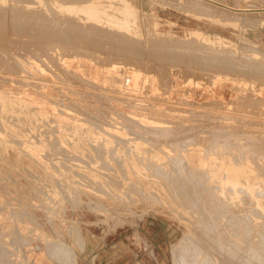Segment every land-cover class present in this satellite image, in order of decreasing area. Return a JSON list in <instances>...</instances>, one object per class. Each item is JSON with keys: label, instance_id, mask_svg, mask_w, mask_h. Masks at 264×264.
<instances>
[{"label": "rangeland", "instance_id": "obj_1", "mask_svg": "<svg viewBox=\"0 0 264 264\" xmlns=\"http://www.w3.org/2000/svg\"><path fill=\"white\" fill-rule=\"evenodd\" d=\"M0 1L2 2V3L0 2V9H3V10L5 9L4 12L3 10H0L2 11L1 12L2 14L0 13L1 14L0 20L3 21V22H0V24L3 23V27L5 24L6 28L7 27L10 28L11 26L13 29V30L8 29V28L4 29L5 27L2 28V25H0V34H1L0 37L2 36L7 39L10 37L8 39L10 41H8L5 38L2 39L3 41L0 40V42L2 41L0 44V47L2 46L0 48L1 49L0 58L2 59L4 57L3 59L7 61L9 60V63L11 62L12 64H16L18 66V68L17 66L15 68L14 65L7 63V61L5 60L0 63V67H1L0 68V105H3V106H0V110H1L0 115L1 114L4 115V116L2 115L0 116L1 117L0 124L3 125V126L0 125V128L3 129V131H0V138H1L0 139V224H1L0 225L1 227L0 228L1 229L0 230L1 232L0 241L2 240V238H3L2 241H4L5 237H7L5 241H7L8 244H9L10 239H11L10 243L14 240L13 242L14 244H12L13 246L10 247L11 244H9L8 246L11 250L14 247L13 248L14 252L12 251L14 255L12 256L10 255L11 258L9 257V260L13 258V262H15L16 257L19 255L20 257L23 256L26 259V256L32 251V248H33L36 251L42 250L45 252L44 253L46 257L44 261L45 264H61L60 262H63L62 264L64 263L65 264H174L176 262L175 255H177L180 252L178 248L180 247L183 248L184 246V248L186 249L183 248L184 249L183 251H186V252L184 253L183 251H181L184 254H182L181 252L180 254L182 255V257L187 258V259L184 258L185 260L189 261L187 262V264L188 263L189 264L190 263L191 264H197V263L202 264L204 263L205 258H206V261L208 259V261L210 262L209 264H212V263L213 264H218V263L228 264L233 261V259H230V258H233L231 254L232 251L230 249L235 251V249L237 248L239 251V249L242 247L241 248L242 250L240 249V251L245 252V255H247L246 254L248 253L247 251H250L252 249L251 244L253 243L252 236L255 235L254 232L258 234L257 236L255 235L256 237H254V240L256 241V243H258L257 248L259 249V245H262L260 243L264 241V236H263L264 226L262 227V225H264L263 224L264 223V200H263L264 197H262L264 194V170H262V168L264 169V165H263L264 160H262L264 159V144H263L264 143V120H262L264 119V105H263L264 104L263 103L264 101V97H263L264 96V78H263L264 73L263 72L264 71H262L263 74L261 73L263 77H261L260 75L261 71H259L261 70L260 68H262L264 64V45L256 44L252 41H249L246 38L245 29L249 27L251 24L248 20V16H251V14H248L247 11H241L239 13L237 12L235 13L234 10L228 7H230L229 5H231V3L232 2L234 3L235 1L236 3L233 7L237 9H239L240 7H247L250 9L264 8V0H115L116 3H111L114 0L113 1L110 0L111 1V2L109 1L110 4L108 3L107 0H104V1L94 0L96 2V6H98L99 9L102 10V11H99L97 14L102 19H104V21H109V22H112L113 24L115 23L117 27L111 26L110 24H108L109 26L107 27L106 25L107 23L103 22L102 24V22L98 23L97 21H95L97 23V26H96L95 22L92 20H91V26H90V23L86 22V19L88 21L90 20L87 17H85V20H84L83 18H81L82 15L78 13L77 14L78 16H80V18L78 16L76 17L77 15L76 13L75 15L70 14L71 16H69V13L68 12L66 13L64 10H61V13L62 11L64 12L61 15V13L59 12L60 10L57 8L60 7V3L61 4L64 2L67 3V0H60V2H58L59 1L58 0L57 5H54V3H56L55 2L56 0H48V2L47 0H44L48 4H50L49 2L52 1L51 4L48 6L46 3L43 4L44 1L42 0L41 1L39 0V3H38V0H29L31 2V3H28L31 6L30 9L34 8L32 9V12L33 10L36 11V13H34L35 14L34 17H32L33 13L31 14L29 13L31 11L28 8L29 5L25 4L26 0H22L24 3L22 1L21 3H19L20 1L16 0L18 1V3L16 2V5L18 4L17 8H16V5L14 4L15 0H0ZM29 1L27 0V2ZM72 1L73 3L71 4ZM72 1L71 2L68 1L67 5L68 4L73 5L75 3L76 6L75 5L74 6L76 8H79V7L80 8L82 7L84 9H86V7L88 8V6L84 3L85 0L84 1L83 0L82 1L72 0ZM94 1L91 2V0L90 1L87 0L85 2H87V4L90 3L89 6H91L95 4ZM124 1L127 3L126 6L128 7V9L131 11V13L134 16V19L131 20L129 23L122 21L125 19V13H126V11L123 9ZM32 2L33 4L34 2H36L39 5L42 3L41 5L45 6L46 8L48 7L49 11L50 9H53V7H55L57 11H55L56 12L55 15L50 14L54 12V10L53 11L51 10L52 12L50 11L49 13L48 8L44 10L43 6H41L43 10L41 9L40 6L38 9V6L35 7L34 5H32ZM76 3L79 4V7L77 6L78 4ZM20 5H23L21 7L28 8L29 10L25 9L24 11L22 8L23 13H21L22 11L19 10L21 8ZM51 5L52 7L50 8ZM126 6H124L125 9H127ZM13 9L15 10L13 11ZM16 9H18L19 11V13L17 11L18 14L16 13ZM35 9L38 10V13H37V10ZM84 9L79 10V12L84 13V14L92 13L91 10H84ZM122 10H124L125 12ZM26 12L28 13L27 15L28 18L27 19L25 18V21H23L24 20L23 17H25ZM41 12L43 15H41ZM47 12L53 17L56 16L54 20L53 18H50V17L45 18V16H47L46 15ZM57 13L60 15H56ZM12 15H14V17ZM21 15L23 16L22 20L20 19L21 17H19ZM30 15L31 17H29ZM15 16H17V18L20 20L19 22L21 25L25 24L26 28L24 27L25 28L24 30H27V31L21 33L22 29L19 27H22V26L20 24L18 26L19 22L15 21L14 23L13 20H10V19L15 20ZM57 16L61 24H59L58 20L56 19ZM64 16L66 20L64 19ZM4 17L6 18V21L4 20L5 19ZM68 17L69 19H67ZM17 18L16 20H18ZM72 18L73 20L74 19L76 20L73 21ZM79 19H83L82 21L83 25L82 24L77 25L81 22V20ZM68 20L70 21V23L71 22L73 23V24L69 23V25L71 26L68 25V22H69ZM21 21L23 22V24L21 23ZM26 21H27V24H26ZM61 21L62 22L64 21V22L62 23ZM65 21L68 27L66 25L64 26ZM76 21L79 23H76ZM200 21L207 22V24H209V27L206 29L202 28V30H200L199 28H196V25H198ZM29 23H31L32 25H30ZM14 24H16V26ZM94 24L96 26L95 32L91 31V28L94 27L93 26ZM76 25L80 27L77 28ZM98 25H100L101 27L100 26L98 27ZM72 26L74 27L76 26V28ZM110 26L112 27V29L109 30V28H111ZM13 27L14 28L16 27V28L14 29ZM37 27L40 28V31L38 33L39 36H37V33L34 32V31L38 32L39 29ZM84 27H86L87 29L86 28L85 30L82 29ZM105 27H106V30H104ZM29 28H31L32 30L34 29V30L32 31L30 29L28 31ZM88 28L90 29L88 30ZM17 29L19 30L21 29V30L19 31ZM114 29L115 30L120 29L118 31L119 33H121V35H119L117 31L116 36H112L113 34H115V32H112L111 30L115 31ZM2 30L3 31L6 30L5 31L6 33L10 32L9 36L8 37L5 36L6 34L5 32H4L5 34L1 33ZM10 30L12 31V33ZM14 30L16 31L14 32ZM42 30H46L47 32L42 31ZM100 30L103 33L100 34L101 32ZM109 31L111 32L110 36H109ZM13 32L16 34H14ZM33 32L35 34H33ZM123 33L125 34V36H123L124 35ZM18 34H20V36ZM21 34L24 38H22ZM107 34L109 37L107 36ZM117 34L120 37H122V39L124 37H126L127 39L126 38L123 39V42L120 43L119 41L120 40L122 41V39L120 38L119 40V36L117 38ZM31 36H34V37H31ZM114 38H117V39H114ZM167 38H171V39H169L168 41ZM165 40H167L166 43H165ZM13 41H16V42L13 43ZM18 41L21 42V44ZM22 42L27 44V46L25 45L26 46L25 49H24L25 46ZM161 42H163V44L165 43L164 46L161 44ZM169 42L170 43L173 42V43L170 44ZM192 42H195V43H192ZM160 44L163 46L162 49H161ZM178 44L179 46H177ZM3 45H4V48L5 46H7L6 48H8V46H13V48L16 46L18 50L14 48L15 49L14 51L12 47L8 48V50L10 48L13 49L12 51H10L11 49L9 51L6 49L4 50ZM120 46L123 47V48L121 47L122 50ZM116 47L119 49V51H117L118 49ZM179 47L182 49L180 50ZM157 48L158 50L160 49V51H157L156 50ZM114 49H116L117 52ZM176 49H178L180 53L178 52V50L176 51ZM224 49H228V51L227 50L224 51ZM2 51L3 52L5 51L4 53H6L7 51L6 57L8 56L9 52L14 57L11 56V54H9L8 57L10 58L7 59L4 56L5 54L2 53ZM152 51H154V53ZM205 51L207 53H205ZM16 52H18V54H14ZM22 52H24L23 55H27V56L30 55L29 58L27 56L25 57L23 56V58H20L22 57ZM214 52L215 54L216 52L217 54L222 52L224 53V56H226L228 52L232 53V55L231 54L227 55L228 58H230L229 60H231L229 61L227 58V61H229V63L228 62L227 63L230 64L231 62L236 67H233V65L231 64H230L231 66H229L228 64L226 65V63L224 62L226 58L223 56L222 53H221L222 54L221 56L224 58L223 65L225 64L226 66L224 65L225 66L224 67L222 65L221 59L223 58H221L219 54V57L217 58L220 59L219 60L220 62L218 61L215 62V64L217 63L218 66L213 67L215 66V64H213L214 62L212 59H214V61H216L215 59H217L215 58L216 57L215 55L213 56L214 58L211 57L213 55L212 53ZM155 53L157 54L158 57L155 56L156 55ZM207 54L210 55L209 59H211L210 60L211 62L206 64L205 60H208V59H204V60L202 59L207 58L208 56ZM176 55H178V57L180 58L178 59ZM17 56L19 57L15 58ZM203 56H206V57H203ZM231 56H234V57H231ZM174 57L177 58L178 61H176L177 59H175ZM232 58L233 59L235 58L234 60L236 61L235 63L232 62L233 61ZM257 59H260L261 61H263L262 62L263 64H261L260 60H258L260 62L259 63L260 65H259ZM21 61L23 62L29 61V63L23 64L22 62L23 65L21 66ZM250 62L254 64L252 65ZM211 63L213 66H211L209 70L212 71L211 68L212 67L213 69L215 68L214 71H212V73H210V71L207 68L209 65H211ZM218 63L219 64L221 63V64L219 65ZM236 63L238 66L243 64L242 69H244L243 68L244 66L245 68L247 67L248 69L249 67L247 65L251 64L252 66H250V69L253 71L249 69L248 72L246 73L247 69L246 70L239 69L241 66L237 67V65H235ZM255 64L259 66H256ZM261 65L262 67H260ZM219 66H222L223 69L222 67L218 68ZM227 66H229L232 71L234 69H235L234 71H236V69L237 70L239 69V71H236L239 74L236 72L234 73V71L230 72V70L229 71L226 70V68H228ZM20 67L21 69L23 68V70L25 69L26 72L25 70L23 72V70H21ZM252 67L254 68L256 67L259 69L254 70V68L252 69ZM218 69H219L220 74H218L219 73ZM220 69H222L221 71H223V73H221ZM263 69L264 67L262 68V70ZM19 70H20V73L17 72ZM28 71L30 72V74L28 73ZM215 72H218V73H215ZM231 73L236 74V76H234V74H231ZM243 73L245 75L249 73L251 77L253 75V78H250L249 74L246 78L245 75L242 76ZM31 74L33 76H31ZM132 74L133 75L137 74L139 76V77L137 76L138 80H136L137 81L136 85H135V81L132 80ZM213 74L215 77H213ZM256 74L258 77L256 76ZM239 75H240V78H238ZM19 77L20 78L22 77L23 79L22 78L20 79ZM82 78L85 80H83ZM245 78L246 80H244ZM248 78L251 80H249ZM260 78H262L263 81ZM2 79H4V81H2ZM245 81L247 82L246 85L244 83ZM260 81H261V84H259ZM239 82L241 84L243 82L244 84L242 85H245V86L238 85ZM249 82H250L249 87L251 88L257 82H258V85L255 84L253 89H250L248 88ZM251 83L253 84L252 86H251ZM133 84H134V87H133ZM236 84L238 86H236ZM8 86L11 87L12 89L8 88ZM240 86L242 87V89ZM31 87H33L34 89ZM240 90H243V92ZM235 92L238 94H236ZM244 92H245L244 96L240 95ZM248 92L249 93L251 92L250 94L253 96L251 95L249 96ZM237 95L240 97L243 96V98L247 97V100L249 99L248 97L253 98L254 96H255V99H257L258 98L257 96L259 95L260 99L258 98V100H261V101H256L253 98L254 100L249 99L251 101L248 100L249 101L248 102L246 100L245 102L244 99L242 98L240 99V97H237ZM235 98L236 99L238 98L240 101L237 99L239 101L238 102ZM231 99H232V102H231ZM215 100L216 101L219 100L217 101V104H215L216 102ZM234 100H236L237 102ZM241 100L245 102V104L249 103V105L248 106L244 105L245 106L244 107L243 102H241ZM208 101L209 103H211L212 101L214 104L211 103V106H207V105H210ZM229 101H230V104H229ZM251 102L252 103L258 102V106L261 105V107L263 108L262 109L260 107L255 108L257 103L251 104ZM259 102L260 103L262 102V103L259 105ZM217 105L218 107H216ZM252 105L253 106L255 105L253 107V110H252ZM238 106H241V107H238ZM29 109H31L33 112ZM102 109L104 110L102 111ZM205 109L209 110V114L206 113L208 112V110L206 111ZM210 110L215 111V112L218 111L219 113L218 112L215 113L211 111L212 114H210ZM256 110L258 111L260 110L259 111L260 113ZM192 111L194 112L192 113ZM221 111L223 112L224 115H222ZM185 113H187V115ZM206 114L210 115L212 118L210 116L208 117V115ZM213 114L215 118H213L212 116ZM215 114H217L218 115L217 117L218 118L220 117V119H217ZM248 115L249 116L251 115V116L249 117ZM13 116H16V118H14ZM252 116L254 117V119L256 118L255 119L256 121L254 120L256 124L258 122L260 124L262 122L263 123L261 125L259 123H258L259 125L254 124L255 122L253 123V120L250 121ZM228 117H230L231 119ZM223 118L226 119V121ZM27 120H28V123H27ZM43 120L45 124H48L46 125L47 127L45 126V124H43L44 123ZM249 121L251 123H249ZM246 122L249 124H247ZM31 125L33 128L31 127ZM52 126L53 127L55 126L56 130H54ZM155 126H158V127H155ZM153 127H155V129H153ZM147 128H151V129L148 130ZM162 128H164L165 130ZM39 129H41L43 132ZM160 129H162L163 132H161ZM44 130L45 132H47L46 134ZM27 131L29 132L27 133ZM30 133L33 135L32 138L30 137L31 135H29ZM246 134L247 136H245ZM14 135L15 137L18 136L21 140L24 139V141L23 142L20 141L19 143L18 137H16V140H15V137L12 140L13 137L11 136H14ZM24 135L27 138L29 137V139H27ZM53 135H56V137ZM136 135L138 136L136 137ZM209 136L214 139H210ZM8 137H11L10 138L11 140L8 139ZM34 138H38V139H34ZM50 138H53V139H50ZM180 138L182 140H180ZM55 139L56 140L58 139L57 141L59 142H57ZM33 141L37 143H34ZM250 141H253V142H250ZM175 142L177 144H175ZM51 143L54 145L56 144L55 147ZM104 143L105 145H103ZM180 143H183L184 145ZM226 143L228 147L226 146ZM232 143L234 146H232ZM205 144H206V147H205ZM221 145H222V148H221ZM216 146L219 148V150ZM257 146L259 147V149L257 148ZM109 147L111 148V150H109L110 149ZM211 147H214L215 150L213 148L211 149ZM230 149H232L233 151H231ZM227 151L230 152L231 154H229ZM111 152L113 154H110ZM219 152L220 154H218ZM215 153H217V155ZM233 153L235 155H233ZM251 154L253 155V157ZM137 156H139L141 160H139ZM232 156H234L233 157L234 160H231ZM235 156L239 158L237 159ZM258 156L260 158H257ZM84 157L86 158L84 159ZM78 158L79 160H77ZM146 159H149V160H146ZM230 160L232 163L234 162V165H235L234 167L238 166L237 170H241V174L238 176V178L234 182H231V186H229L230 182L222 179V178L228 179L230 174H231L230 176L231 178L235 176L236 170L234 169L231 170V168H226L228 164H230L228 163L230 162ZM236 160H238V162ZM58 161L59 163H57ZM63 161L65 165L67 166L63 165L64 164ZM102 162L104 163V166ZM222 162H226V163H223L224 167H222L223 165L221 166ZM159 164L160 166H158ZM155 165H157L158 167ZM177 165H180V166H177ZM63 166L65 169L63 168ZM25 168H27L26 170L27 172L25 171ZM122 170H124L123 171L124 176L126 177L122 176L123 174ZM161 170H164L165 172L162 171L163 173L162 174ZM153 171H155L156 173L155 172L153 173ZM179 171L181 172V174ZM187 171L189 173H187ZM28 172L31 173V176L30 174H28ZM160 173L162 174V176ZM165 173L167 174V176H164ZM190 173H191V176H190ZM192 173L195 175L192 176ZM155 174L157 178L155 177ZM216 174H218V176H216ZM36 176L37 177L39 176V177L37 178ZM9 177L10 179L11 178L13 179L10 180ZM210 177L211 179H209ZM230 177L229 179H231ZM52 178L55 181L58 180L56 182V185L58 184V186H60L59 188H57L58 186L55 185V181ZM172 178H173V181L176 180L180 182H176V181L171 182ZM212 178L215 180L212 181ZM38 179H40L43 182L40 181L39 183ZM165 180H167L168 182L167 181L164 182ZM169 182L171 183V187H170ZM52 183L54 184V186H52ZM222 183H223L224 188L221 187ZM193 184L198 188H195ZM128 185H130L131 187H129ZM133 185H134V189H137V191L136 190L133 191L132 189ZM236 185L238 186L239 191L242 192L244 190L242 193L238 191V194L240 195V197L238 196L239 199L237 198L238 199L237 202H239V200L243 198L241 199L243 202H239L238 205H237V202L235 201L236 199L233 198L234 199L233 200L229 192H224V194L226 193L227 195L229 194V196L226 195L227 198L231 197L230 200H228L229 202L227 201L226 196L222 195L224 190L225 191L230 190L231 193L235 192V190L237 189ZM96 186H98L97 187L98 189L96 188ZM226 186H229V188ZM233 186H235L236 189ZM248 186H250V188L248 189L249 192L247 194L245 190H247ZM71 187L73 188V191L72 189H70ZM172 187H173V190H172ZM181 187L184 188V192L182 190L183 188L181 189ZM193 187L195 188L194 191H193L194 189ZM207 188H208V191H207ZM38 189H40L43 192L39 193ZM179 189L182 191V193L179 192L180 191ZM187 189L189 190V192ZM46 190L48 192H45ZM57 190L58 192H56ZM62 191L64 192L62 193ZM192 191L194 192V194ZM49 192H50V196H49ZM134 192H136V194ZM196 192H198V195H196L197 194ZM244 192L247 194L249 201H247L246 199L247 197H245L246 194ZM260 192L263 194L261 195ZM46 193H48L47 194L48 196H46ZM64 193L66 196L64 195ZM123 193L127 197H125ZM250 193H251V197L249 198ZM51 194L53 195V197ZM104 194H108V195H104ZM111 194L112 195L116 194V196L115 195L112 196ZM150 194H152V196ZM202 194L205 197L208 195L206 197L208 199L205 200L206 198L205 197L203 198ZM209 194L211 196H209ZM242 194L245 196H243ZM146 195L147 197H145ZM183 195H185L186 197ZM72 196L75 198H73ZM187 196L188 197L190 196L189 199L191 200L193 198L192 200L193 202H194V198L196 197L195 202L199 201L198 204L196 203L193 204V202L190 201ZM220 196H224L225 198L223 197L220 198ZM47 197L49 200L47 199ZM64 197L65 199H63ZM131 197L133 198L132 201H131L132 199ZM252 197L254 198L255 202ZM55 198L57 200H55ZM121 198H123L125 201L124 200L122 201ZM180 199L181 200L183 199V200L180 201ZM210 199L213 200V201L211 200L212 203L214 202L216 204L213 203L212 204L213 206H212ZM214 199H216V201ZM222 199L225 200L226 202L222 201ZM188 201H190L192 204L189 203ZM208 201H210L209 204H208ZM246 201L249 203V205L247 206L248 207L251 206L250 208H247V206L245 205ZM250 201H251V204H250ZM252 201L254 202V204L257 203L258 205V206L256 205L257 208L260 206V209L262 211H260L259 209L257 211L255 207H252V206H255L254 204H252ZM49 202L50 203L52 202L53 204L52 203L50 204ZM72 203L74 206L72 205ZM219 203L220 204L222 203L221 204L222 209H220L221 205ZM240 203H243L244 206H240L242 205ZM122 204H125V206ZM180 204H182L183 206L181 207ZM227 204H232V205H230L229 207V205ZM38 205L39 207H37ZM191 205H193V207L194 205L197 206L198 208L197 207L195 208L198 209L199 211H201L200 209L205 208L207 205L208 209L205 208L207 210V211L205 210L207 213L202 209L204 211V212L201 211L203 213L202 214L201 212L196 211V209L193 208ZM216 205L218 209L215 208ZM211 206H212V210L216 209V212L217 211L220 212L219 210H222L220 212L221 214L220 213L218 214V212L216 213L214 210H213L214 212L213 213L210 208ZM236 206H239L238 208L243 207V209H240V210H238V208L235 209ZM232 207H234V209ZM23 208L25 209L24 214H25V211H27L25 215L22 214ZM192 209H194V211L197 212V213L194 212L195 215H192L193 219L195 220H193L191 217V214H194L191 211ZM227 209H228V212L225 213L226 211L224 210H227ZM250 209L252 211L253 209H255L254 211L256 213L254 211L251 212ZM55 210H57V212ZM235 210H238L236 212L239 215L235 213ZM208 211L211 213H208ZM243 212L246 214L249 213L247 214L248 218H246L247 216ZM257 212L259 213L261 212L262 214L260 213L259 215L257 214ZM234 213L235 215H238V216L236 217ZM10 214H13V216L12 215L8 216ZM17 214L21 216L20 220L22 221V223H20L21 221L19 220V218H16V217H20V216H17ZM198 214L202 222L204 218L205 219L204 224H209V226L202 224V222H201L202 225L199 223L201 220L197 218ZM213 214H217L218 216H214ZM225 214L226 215L228 214L227 215L228 217H230L231 216L230 214H232L234 215L233 217H236L237 219L239 218L238 220H240V216H241V219L243 217L244 220H241L239 222L236 221V219L234 220L230 218L229 220V218L226 217ZM207 215H209V217H205ZM211 215L215 219L210 217ZM244 215L246 217H244ZM250 215H253V217L251 218ZM258 216H260L261 219L263 217V219L261 220L260 218H258ZM12 217L14 218L15 221L13 220ZM31 217L35 218L34 221L32 220ZM216 218L217 219L222 218L220 220L224 219L223 220L224 224H226L225 223L226 219L229 220L230 222L234 221L233 222L234 226L232 225V223H231V226L235 227V224H236V227L239 226V228H241L243 225L242 221H244V223L247 221L244 224V225L247 224L246 227L244 226L243 227L246 228L245 230H247L248 234L247 232H245V234L241 233V231L243 233L245 231L243 227L242 228L244 231L242 230V228L240 230L238 227L237 229L236 227L234 229L233 227L230 226L229 224L230 222L228 221H226L228 222V225L227 224L226 225L229 226V231L227 230L228 227L226 225H224L226 226V229L223 228L224 227L223 221L222 222L220 221L219 223L220 226L217 224V226L220 227L219 228L221 231V234H220L218 227L217 226L216 228L214 227L215 223L219 222ZM249 218H251L252 220L253 218L255 219L252 221V224H250L251 225L250 229H249V223H251L250 222L251 220L249 221ZM197 219L199 220L198 222H196ZM212 219H214L215 221ZM259 220L263 221V223ZM31 221H33L34 223L31 224ZM207 221L209 222L206 223ZM195 222L199 223L200 225L195 224ZM237 222L242 225L241 226L238 225ZM256 222L259 223L260 225H258ZM14 223H16V225ZM37 223H38V226L35 227ZM213 223H214V226L212 225ZM254 223H256V225ZM253 224L256 227H254ZM195 226L197 227L198 230L195 229L194 231ZM212 226L216 230L215 232L212 229L213 228ZM207 227H210V228L212 227L211 231L209 230L210 228L207 229ZM230 227L234 229V230L231 229L232 232L230 231ZM258 227H259L260 232L258 230ZM221 228L223 229L221 230ZM10 229L12 230V233ZM13 230L15 232H13ZM236 230L238 233L236 232ZM16 231H18L17 236H16ZM26 231L28 232L25 233ZM209 231L212 234L214 233L213 237H211L212 234L209 233ZM233 231H235L236 233H234ZM203 232L205 234L207 233L209 235V238L208 236L205 238V235L203 234ZM217 232L220 235H216ZM224 232L226 234L225 236L226 238L224 237V234H223ZM226 232H230V233H228L227 235ZM3 233H6V234H3ZM30 233L32 234V236L30 235ZM231 233L232 234L234 233V235H232ZM259 233H261L260 235H261V238H263V240L258 237L260 236ZM222 234L225 239L220 238V236L222 237ZM249 234L252 236H249ZM77 235L80 236L79 241H83V242H78ZM231 235L234 237H232ZM237 235H240V236H237ZM18 236H20L21 238H19ZM229 236H231L232 238ZM248 236H249V239L252 238V240L247 239ZM25 237L26 238L28 237L27 238L28 241L26 240ZM34 237H36L35 240H34ZM240 237H243L241 239L244 240L246 243L244 241L243 243L242 240L240 241ZM186 238L187 240L190 239L191 241L190 240L186 241ZM227 238L228 239L231 238L230 241H227L228 240ZM244 238H246V240ZM256 238L258 241L260 240L259 241L260 243L256 240ZM20 239L21 241L22 240L25 241V242H22L24 243V245L20 242ZM205 239H208L207 243L209 244L206 245L205 242L207 240L205 241ZM209 239H211V242L209 241ZM215 239H216V242L220 241V243H224L226 240V243L222 245L220 243L218 244L215 242ZM218 239L219 241H217ZM233 239L236 240L235 244L238 243L239 241L240 244L242 242V245L240 246V244L238 243L236 244V247L233 246V243H234L232 242ZM248 240L250 241V243L251 242L252 243L251 244L248 243L249 242ZM5 241H4V244H6ZM184 241L188 243L186 244ZM192 242L195 248L192 246ZM228 242L232 243L231 245L233 248L229 247L231 245ZM46 243H48L49 245L47 244L48 246H46ZM54 243L56 246L54 245ZM79 243L81 244L78 245ZM212 243L215 244V245L213 244L214 246L212 245V247H215V249L211 247L212 249L211 250L209 249V247ZM180 244H182L183 246ZM216 245L218 246L221 245L223 248L225 246L227 247L224 248L225 250H223L222 247H218ZM237 245H239L240 247H238ZM53 246L55 247V249ZM61 246H64L65 248L67 246L66 250L64 247H61ZM77 246H79V248ZM80 246L82 248H80ZM228 247H229L230 252H228ZM62 248L66 251L65 253L63 252L64 250ZM218 248H220L222 252H220L219 251L220 249L218 250ZM244 248H248V250ZM254 248L256 250V245L253 244V249H252L253 251L251 250L250 253H253V252L255 253L256 251H258L259 253L258 252L256 253L259 255L258 257L259 260H257L256 253H255L256 259H254L255 258L254 254L249 255L248 253L246 257L254 256L253 259H251L252 257H250V262H252L253 264H258L257 262L261 264L262 262L260 261H263L264 263V260H263L264 258H261L263 257L262 253H264V249L262 248L263 251H261V249L259 250L257 249L255 251ZM49 249L52 252L54 250L53 252L54 255L56 253L59 254L58 257L54 258L52 253L50 254L51 256H49V254H47V252L50 253ZM68 249L69 251L67 252ZM174 249L176 251V254H175ZM198 249L199 250L203 249V250L201 252ZM237 249L235 251L236 256L234 255L233 263L235 262L234 264L236 263L242 264V261L240 259L246 260V257L241 258V256H245V255L243 254V252H238ZM17 250L19 252H17ZM57 250L59 252H57ZM71 250L74 252L73 254L76 255L75 258L74 256H72ZM224 251H227L228 253ZM15 253H18L19 255L17 254L16 256ZM63 253L64 254L67 253L66 255L68 256L71 255L68 257L67 261L65 260V262L59 259L62 257L61 254ZM207 253H210V254H207ZM220 253L226 254V257L228 258L229 256L231 257L228 259L225 257V255L223 257V254H220ZM180 254H178L179 257L181 256ZM239 255H240V258H238ZM208 256L211 258H209ZM220 256L223 259L225 258L224 259L225 262ZM193 257L194 258L196 257V259H194V262L196 261V263L191 261ZM220 258L223 261L220 260ZM260 258L262 260H260ZM237 260L239 261V263ZM254 260H257L255 261L256 263L253 262ZM217 261H220V262L217 263ZM243 262H244L243 264L246 263V261H243ZM21 264H31V263L24 262ZM184 264H186V261Z\"/></svg>", "mask_w": 264, "mask_h": 264}, {"label": "bare ground", "instance_id": "obj_2", "mask_svg": "<svg viewBox=\"0 0 264 264\" xmlns=\"http://www.w3.org/2000/svg\"><path fill=\"white\" fill-rule=\"evenodd\" d=\"M18 1H20L19 3H21L22 0H18ZM18 1L15 0V1H14V2H15L14 4L16 5V2L18 3ZM28 1H29V0H28ZM40 1H41V0H40ZM42 1H44V0H42ZM57 1H58V0L55 1L56 3L53 2L54 5H57V3L60 2V0H59L58 2H57ZM68 1L71 2L72 0H71V1H70V0H67V3H68ZM81 1H82V0H81ZM81 1H80V2H81ZM83 1H84V0H83ZM85 1H87V0H85ZM85 1H84V3L88 6V8L85 6L86 9H84V8H82V7H81V8H82V9H81V8L79 7V4H78V3H76V4H78L77 6H78L79 8H76V7H75V6H76L75 3H74L73 5H70V4L67 5L66 2H64V3H62V4L60 3V7H61V8L58 7L57 9L60 10V11L58 10L60 13H61V10H64L66 13L68 12V13H69V16H71L70 14L75 15V13H76V14L78 13V14L84 16V17L81 16V18H83L84 20H85V17H87L90 21H88V20L86 19V22H89V23H90V26H91V20H92V21H94V22L97 21L98 23H101V22H102V24H103V22H104V23H107V24H106L107 27L109 26L108 24H110L111 26L117 27V25H115V23L113 24L112 22L104 21V19H102V18L97 14L99 11H102V10H100L99 7L96 6V2H95L94 0H91V2H92V1L95 2V4L93 3L94 5H91V6H89L90 3L87 4V2H85ZM89 1H90V0H89ZM102 1H104V0H102ZM107 1H108V3H109L110 0H107ZM112 1H113V0H112ZM0 2H1V1H0ZM22 2H23V1H22ZM26 2H27V0H26ZM26 2H25V4L31 3L30 1L27 2V3H26ZM47 2H48V0H47ZM51 2H52V1H51ZM51 2H49V3L51 4ZM61 2H62V1H61ZM110 2H111V1H110ZM1 3H2V2H1ZM23 3H24V2H23ZM23 3H22V4H23ZM38 3H39V0H38ZM40 3H41V2H40ZM45 3H46V2L44 1L43 4H45ZM53 3H52V4H53ZM72 3H73V1L71 2V4H72ZM111 3H116V2H115V0H114V1L111 2ZM41 4H42V3H41ZM41 4L39 5V4H37L36 2H34V4H33V2H32V5H34L35 7L38 6V9H39V6H40V7L43 6V5H41ZM46 4H47V6L50 5V4H48V3H46ZM64 4H66V5H64ZM91 4H92V3H91ZM97 4H98V3H97ZM109 4H110V3H109ZM117 4H118V2H117ZM126 4H127V3L124 1L123 9L126 11V13H125V19L122 20V21H123V22H126V23H129L131 20L134 19V16H133V14L131 13V11L128 9V7L126 6ZM17 5H18V4H17ZM17 5H16V8H17ZM23 5H24V4H23ZM23 5H20V7L23 6ZM28 5H29V4H28ZM54 5H53V6H54ZM74 5H75V6H74ZM81 5H82V4H81ZM83 5H84V4H83ZM98 5H99V4H98ZM121 5H122V4H121ZM110 6H111V5H110ZM124 6H126L128 10L125 9ZM24 7H25V6H24ZM43 7H44V8H43L44 10L48 8V7L46 8L45 6H43ZM51 7H52V5L50 6V8H51ZM14 8H15V6H14ZM18 8H19V7H18ZM22 8H23V7H21L19 10L22 11ZM28 8L30 9L31 6L29 5ZM28 8H23V10H24V11H25V9H26V10H29ZM32 9H34V8H32ZM32 9H30L31 12H29V13H30V14L33 13V14H32V15H33L32 17H34V15H35L34 13H36V11L33 10V12H32ZM41 9H42V7H41ZM43 9H42V10H43ZM57 9H55V7H53V9H50V11H51V10H52V11L54 10V12L51 11L52 13H50L49 8H48V12H49L50 14L55 15V13H56L55 11H57ZM83 9H84V10H91L92 13H90V14L80 13L79 10H83ZM131 9H132V8H131ZM0 10H3V9H0ZM4 10H5V9H4ZM4 10H3V12H4ZM14 10H15V9H13V11H14ZM35 10H37V9H35ZM124 10H122V11H124ZM134 10H135V9H134ZM17 11H18V9H16V13H17ZM125 11H124V12H125ZM1 12H2V11H0V13H1ZM48 12H47V14H46L47 16H45V18H46V17H48V18L50 17V18H53V20H54V18H55L56 16L53 17L52 15L48 14ZM70 12H71V13H70ZM73 12H74V13H73ZM13 13H15V12H13ZM18 13H19V11H18ZM18 13H17V14H18ZM21 13H23V11H22ZM26 13H27V12H26ZM26 13H25V17H23L22 15L19 16V17H21V18H20L21 20L24 18L23 21H25V18H26V19L28 18V17H27L28 13H27V14H26ZM37 13H38V10H37ZM44 13H45V12H44ZM62 13H64V12L62 11ZM62 13H61V15H62ZM66 13H65V14H66ZM1 14H2V13H1ZM1 14H0V15H1ZM17 14H15V15H17ZM65 14H64V15H65ZM78 14L76 15V17L78 16ZM39 15H40V13H39ZM41 15H43L42 12H41ZM48 15H50V16H48ZM56 15H60V14L57 13ZM73 15H72V16H73ZM12 16L14 17V15H12ZM51 16H52V17H51ZM0 17H1V16H0ZM22 17H23V18H22ZM29 17H31V15H30ZM42 17H43V16H42ZM78 17L80 18V16H78ZM4 18H5V17H4ZM9 18H11V17H9ZM16 18H17V16H15V20H14V19H10V20H13L14 23H15V21L19 22L20 20H19L18 18H17L18 20H16ZM48 18H47V19H48ZM56 19L58 20V16H57ZM56 19H55V20H56ZM60 19H61V18H60ZM64 19H65V16H64ZM67 19H69V17H68ZM83 19H79V20H81L80 23L76 21V23H79V24H77V25H81ZM4 20L6 21V18H5ZM7 20H8V19H7ZM62 20H63V19H62ZM65 20H66V19H65ZM72 20H73V18H72ZM74 20H76V19H74ZM74 20H73V21H74ZM5 21H4V23H5ZM68 21H69V20H68ZM68 21H67V22H68ZM99 21H100V22H99ZM119 21H120V20H119ZM0 22H3V21L0 20ZM58 22H59V24H61L59 20H58ZM61 22H62V21H61ZM63 22H64V21H63ZM63 22H62V23H63ZM12 23H13V22H12ZM12 23H11V24H12ZM21 23L23 24L22 21H21ZM69 23H70V21L68 22V25H69ZM76 23H75V24H76ZM83 23H85V22H83ZM92 23H93V22H92ZM11 24H10V25H11ZM16 24H17V23H16ZM16 24H14V25L16 26ZM19 24H20V22L18 23V26H19ZM26 24H27V21H26ZM29 24L32 25L31 23H29ZM70 24H73V23L71 22ZM95 24H96V26H97V23H96V22H95ZM95 24L93 25V26H94V27H93L94 30H93V28H91V27L89 26V27L91 28V31H93V32H95V27H96ZM0 25H2V28L5 27V24H4V27H3V23L0 24ZM14 25H12V26H14ZM20 25H21V24H20ZM65 25L67 26L66 21H65L64 26H65ZM77 25H76V26H77ZM82 25H83V24H82ZM100 25H101V24H100ZM100 25H98V27H99ZM18 26H17V27H18ZM21 26H22V27H19V28H21L22 30H24V29L26 28L25 24H23V25H21ZM69 26H71V25H69ZM76 26H75V27L72 26V27L76 28ZM111 26H110V27H111ZM24 27H25V28H24ZM28 27H30V26H28ZM31 27H32V26H31ZM67 27H68V26H67ZM78 27H80V26H77V28H78ZM100 27H101V26H100ZM2 28H1V29H2ZM7 28H8V29H12L11 26H10V28H9V27H7ZM7 28L5 27L4 29H7ZM13 28H14V27H13ZM15 28H16V27H15ZM15 28H14V29H15ZM37 28H38V27H37ZM42 28H43V27H42ZM85 28H86V27H84V28H82V29L85 30ZM90 28H88V30H89ZM21 29H20V30H21ZM30 29H31V28H29L28 31H29ZM38 29H39V30H38ZM38 29H37L38 32L34 31L35 33H37V36H39L38 33H39V31H40V28H38ZM86 29H87V28H86ZM110 29H112V27L109 28V30H110ZM12 30H13V29H12ZM17 30H19V29H17ZM20 30H19V31H20ZM22 30H21V33L27 31V30H24V31H22ZM31 30H32V29H31ZM33 30H34V29H33ZM33 30H32V31H33ZM35 30H36V29H35ZM97 30H98V28H97ZM101 30H103V29H101ZM101 30H100V31H101ZM104 30H106V27H105ZM107 30H108V28H107ZM114 30H115V29H114ZM118 30H120V29H118ZM118 30H115V31L111 30L112 32H115V34H113L112 36H116V32H117ZM123 30H124V29H123ZM123 30H122V32H123ZM5 31H6V30H4V31L2 30L1 33H4ZM8 31H9V30H8ZM10 31H11V30H10ZM15 31H16V30H14V32H15ZM42 31L47 32L46 30H42ZM86 31H87V30H86ZM14 32H13V33H14ZM34 32H33V34H35ZM48 32H50V31H48ZM5 33H6V32H5ZM5 33H4V34H5ZM9 33H10V32H9ZM9 33L7 32L6 34H8V35L5 34V36L8 37V36H9ZM11 33H12V31H11ZM29 33H30V32H29ZM29 33H28V35H29ZM31 33H32V32H31ZM96 33H97V32H96ZM98 33H99V32H98ZM101 33H103V32L101 31L100 34H101ZM105 33H106V31H105ZM117 33H119V31H118ZM126 33H127V32H126ZM14 34H16V33H14ZM25 34H26V33H25ZM33 34H32V35H33ZM123 34H124V33H123ZM0 35H1V34H0ZM2 35H3V34H2ZM11 35H13V34H11ZM18 35L20 36V34H18ZM23 35H24V33H23ZM30 35H31V34H30ZM41 35H42V34H41ZM96 35H97V34H96ZM110 35H111V32L109 31V36H110ZM119 35H121V33H119ZM119 35L117 34V38H118ZM21 36H22V34H21ZM34 36H35V35H34ZM34 36H31V37H34ZM49 36H50V35H49ZM107 36H108V34H107ZM109 36H108V37H109ZM112 36H111V37H112ZM123 36H125V34H124ZM16 37H17V36H16ZM24 37H25V35H24ZM24 37L22 36V38H24ZM26 37H27V35H26ZM111 37H110V38H111ZM133 37H134V36H133ZM161 37H162V36H161ZM0 38H1L0 40H2V39H4L5 37H2V36H1ZM9 38H10V37H9ZM9 38H8V39H9ZM112 38H113V37H112ZM117 38H114V39H117ZM120 38L122 39V37L119 36V40H120ZM125 38H126V37H124L123 39H125ZM128 38H129V37H128ZM165 38H166V37H165ZM5 39H7V38H5ZM8 39H7V40H8ZM11 39H13V38H11ZM123 39H122V41L120 40L119 42H120V43L123 42ZM126 39H127V38H126ZM169 39H171V38H167L168 41H169ZM174 39H175V38H174ZM71 40H72V39H71ZM73 40H74V39H73ZM75 40H76V39H75ZM167 40H165V43H166ZM2 41H3V40H2ZM2 41H1V42H2ZM8 41H10V40H8ZM8 41H7V43H8ZM25 41H26V40H25ZM128 41H130V40H128ZM131 41H132V40H131ZM152 41H153V40H152ZM1 42H0V44H1ZM4 42H5V41H4ZM11 42H12V41H11ZM15 42H16V41H13V43H15ZM18 42H19V41H18ZM156 42H157V41H156ZM187 42H188V41H187ZM208 42H209V41H208ZM218 42H219V41H218ZM7 43H6V45H7ZM19 43L21 44V42H19ZM22 43L24 44V46H25V45L27 46V44H25L24 42H22ZM128 43H130V42H128ZM132 43H133V42H132ZM151 43H152V42H151ZM165 43H164V44H165ZM169 43H170V42H169ZM172 43H173V42H172ZM172 43H170V44H172ZM180 43H181V42H180ZM185 43H186V42H185ZM190 43H191V42H190ZM192 43H195V42H192ZM213 43H214V42H213ZM2 44H4V43H2ZM9 44H10V42H9ZM23 44H22V45H23ZM153 44H154V43H153ZM153 44H151V45H153ZM161 44L164 46L163 42H161ZM161 44H160V45H161ZM224 44H225V43H224ZM224 44H223V45H224ZM11 45H12V43H11ZM22 45H21V46H22ZM28 45H29V44H28ZM162 45H161V49H162V47H163ZM174 45H175V44H174ZM187 45H188V43H187ZM206 45H207V44H206ZM26 46L24 47V49L26 48ZM30 46H31V45H30ZM30 46H29V47H30ZM118 46H119V45H118ZM171 46H172V45H171ZM177 46H179V44H178ZM184 46H185V45H184ZM1 47H2V46H1ZM1 47H0V48H1ZM6 47H7V46H5V48H4V45H3L4 50H5V49L8 50L9 47H12V48H13V46H8V48H6ZM18 47H19V45H18ZM34 47H35V46H34ZM121 47H122V46H120V48H121ZM156 47H157V46H156ZM172 47H173V46H172ZM188 47H189V46H188ZM193 47H194V46H193ZM205 47H206V46H205ZM14 48L17 49L16 46H15ZM14 48H13V49H14ZM116 48H117V47H116ZM122 48H123V47H122ZM122 48H121V50H122ZM179 48H180V47H179ZM229 48H230V47H229ZM10 49H11V48H10ZM10 49H9V50H10ZM13 49H11L10 51H12ZM15 49H14V51H15ZM21 49H23V48H21ZM117 49H118V48H117ZM173 49H174V48H173ZM181 49H182V48H180V50H181ZM0 50H1V49H0ZM9 50H8V51H9ZM17 50H18V49H17ZM31 50H32V49H31ZM114 50L116 51V49H114ZM123 50H124V49H123ZM149 50H150V49H149ZM153 50H155V49H153ZM156 50H157V51H160V49L158 50V48H157ZM177 50H178V49H176V51H177ZM206 50H207V49H206ZM218 50H219V49H218ZM225 50L228 51V49H224V51H225ZM229 50H230V49H229ZM14 51H13V52H14ZM19 51H20V49H19ZM21 51H22V50H21ZM25 51H26V50H25ZM25 51H24V52H25ZM112 51H113V50H112ZM117 51H119V49H118ZM117 51H116V52H117ZM166 51H167V50H166ZM169 51H170V50H169ZM183 51H184V50H183ZM224 51H222V52H224ZM0 52H1V51H0ZM4 52H5V51H4ZM4 52L2 51V53H4ZM24 52H22V57H20V58H23V56H24V57L27 56V55H23ZM29 52H30V50H29ZM33 52H34V51H33ZM95 52H96V51H95ZM123 52H124V51H123ZM127 52H128V50H127ZM152 52L154 53V51H152ZM178 52H179V50H178ZM178 52H177V53H178ZM208 52H209V50H208ZM217 52H218V51H217ZM217 52H216V54H217ZM222 52H221V53H222ZM6 53H7V51H6ZM6 53H4V54H5V55H4L5 57H6ZM19 53H20V52H19ZM110 53H111V52H110ZM112 53H113V52H112ZM121 53H122V52H121ZM124 53H125V52H124ZM158 53H159V52H158ZM172 53H174V52H172ZM177 53H176V54H177ZM179 53H180V52H179ZM181 53H183V52H181ZM205 53H207V52L205 51ZM221 53H219V54H220V57L223 58L221 55L223 54V56H224V53H226V52H224V53H222V54H221ZM9 54H11V53L9 52V53H8V56H9ZM14 54H18V52L14 53ZM20 54H21V53H20ZM20 54H19V55H20ZM28 54H29V53H28ZM114 54H115V52H114ZM155 54H156V53H155ZM212 54H213V55H212ZM212 54H211V55H212L211 57H213L214 55L216 56L215 58L219 57V54H217V55H218V56H217V55L215 54V52L212 53ZM230 54L232 55V53H229V52H228V54H226V56H224V57L226 58V59H225L226 61L224 60V58L221 59V60H222V65H223V60H224V62L226 63V65L229 63V61H231V60H229L230 58H228V56H227V55H230ZM1 55H2V54H1ZM116 55H117V54H116ZM204 55H206V54H204ZM207 55H208L207 58H203V59H202V60H204V59H208V60H209V61H208V60H205V61H206V64L209 63V62H211V61H210L211 59H209V58H210V55H209V54H207ZM233 55H234V54H233ZM2 56H3V55H2ZM8 56L6 57L7 59L10 58V57H8ZM11 56H13V55L11 54ZM29 56H30V55H29ZM29 56H27V57L29 58ZM34 56H35V55H34ZM149 56H150V55H149ZM155 56H157V54H156ZM176 56L178 57V55H176ZM179 56H180V54H179ZM13 57H14V56H13ZM18 57H19V56L15 57V58H18ZM157 57H158V56H157ZM181 57H182V55H181ZM201 57H202V56H201ZM203 57H206V56H203ZM229 57H230V56H229ZM231 57H234V56H231ZM3 58H4V57H3ZM3 58H2V59L0 58V59H1V60H0V63L3 62V61L5 60V59H3ZM174 58H175V57H174ZM179 58H180V57H178V59H179ZM199 58H200V57H199ZM213 58H214V57H213ZM227 58H228L229 61H227ZM175 59H177V58H175ZM178 59H177L176 61H178ZM232 59H233V58H232ZM18 60H19V59H18ZM22 60H23V59H22ZM24 60H25V58H24ZM181 60H182V59H181ZM212 60H213V62H214V63L212 62L213 64H215V62H217V61L220 62V61H219V60H220L219 58L215 59L216 61H214V59H212ZM234 60H235V58H234L233 61H232L233 63L236 62V61H234ZM258 60H260V59H257V61H258ZM5 61H7V60H5ZM16 61H17V60H16ZM26 61H27V60H26ZM84 61H85V60H84ZM199 61H200V60H199ZM12 62H13V61H12ZM22 62H23V61H21V66H22L24 63H26V64L29 63V61H28V62H23V64H22ZM203 62H204V61H203ZM203 62H202V63H203ZM227 62H228V63H227ZM252 62H253V61H252ZM254 62H256V61H254ZM260 62H261V64H263V63H262L263 61L260 60ZM260 62L258 61V64H259ZM7 63H9V60L7 61ZM19 63H20V62H19ZM180 63H181V62H180ZM202 63H201V65H202ZM212 63H211V65H209L208 67L206 66V67L208 68V70H209V68H210L211 66H213ZM250 63H251V62H250ZM2 64H3V63H2ZM2 64H1V65H2ZM9 64H12V63L10 62ZM206 64H205V65H206ZM218 64H219V63H218ZM220 64H221V63H220ZM220 64H219V65H220ZM230 64L233 65V67H236V66H234V64H232L231 62H230ZM230 64H228V65L231 66ZM240 64H241V63H240ZM247 64H248V63H247ZM251 64H252V63H251ZM251 64H250V65H249V64L247 65V66L249 67L248 69H247V67L245 68V66L243 67L244 69H242V65H243V64L240 65L241 67L238 66L237 63H236L235 65H237V67H240L239 69H241V70H246V69H247V71H246V73H247L248 70L250 69V66H252L254 63H253L252 65H251ZM5 65H6V63H5ZM12 65H14L15 68H16V66H17L16 64H12ZM19 65H20V64H19ZM224 65H225V64H224ZM224 65H223V66H224ZM226 65H225V66H226ZM244 65H245V64H244ZM255 65H256V64H255ZM259 65H260V64H259ZM259 65H256V66H259ZM2 66H3V65H2ZM9 66H10V65H9ZM9 66H8V67H9ZM216 66H218L217 63H216L215 66H213V67H216ZM225 66H224V67H225ZM229 66H227L229 69L226 68V70H228V71L230 70V72H231L232 70L230 69ZM11 67H12V66H11ZM32 67H33V66H32ZM85 67H86V66H85ZM200 67H201V66H200ZM213 67L211 68L212 71H214V69H215V68L213 69ZM220 67H222V66H219L218 68H220ZM233 67H232V68H233ZM260 67H262V65H261ZM263 67H264V64H263ZM263 67H262V68H263ZM0 68H1V67H0ZM4 68H5V67H4ZM4 68H3V69H4ZM12 68H13V67H12ZM17 68H18V66H17ZM253 68H254V67H252V69H253ZM262 68H260L261 70H259V71H261V72H260L261 77H263L262 74L264 73V72L262 73V71H264V69L262 70ZM6 69H7V68H6ZM20 69H21V67H20ZM59 69H60V68H59ZM216 69H217V68H216ZM222 69H223V67H222ZM222 69H220V71H221ZM224 69H225V68H224ZM233 69H234V68H233ZM239 69H238V70L236 69V71H239ZM255 69L258 70L259 68H256V67H255L254 70H255ZM11 70H12V69H11ZM11 70H10V72H11ZM21 70H23V68H22ZM24 70H25V69H24ZM24 70H23V72H24ZM27 70H28V69H27ZM62 70H63V69H62ZM206 70H207V69H206ZM226 70H224V71H226ZM234 70H235V69H234ZM234 70H233V71H234ZM241 70H240V71H241ZM250 70H251V69H250ZM4 71H5V70H4ZM6 71H7V70H6ZM87 71H88V70H87ZM90 71H91V70H90ZM209 71H210V70H209ZM209 71H208V72H209ZM212 71H210V73H212ZM233 71H232V72H233ZM236 71H234V73H235ZM251 71H253V70H251ZM17 72L20 73V70L17 71ZM25 72H26V70H25ZM72 72H73V71H72ZM93 72H95V71H93ZM218 72H219V69H218ZM218 72H215V73H218ZM28 73L30 74L29 71H28ZM85 73H86V72H85ZM119 73H120V72H119ZM215 73H214V74H215ZM221 73H223V71H221ZM228 73H229V72H228ZM234 73H231V74H234ZM236 73H238V72H236ZM241 73H242V72H241ZM250 73H251V72H250ZM254 73H255V71H254ZM254 73H253V74H254ZM257 73H258V72H257ZM261 73H262V74H261ZM29 74H28V75H29ZM214 74H213V77H215ZM218 74H220V72H219ZM229 74H230V73H229ZM238 74H239V73H238ZM248 74H249V73H248ZM248 74L245 75V74L243 73V75H242V74H241V75H242V76L245 75L246 78H247ZM258 74H259V73H258ZM206 75H207V74H206ZM215 75H216V74H215ZM249 75H250V74H249ZM3 76H5V75H3ZM8 76H10V75H8ZM31 76H33V75L31 74ZM73 76H74V75H73ZM73 76H72V77H73ZM79 76H81V75H79ZM137 76H138L137 74H136V75H135V74H134V75L132 74V80L135 81V85L137 84V83H136V82H137L136 80H138V79H137ZM216 76H217V75H216ZM218 76H220V75H218ZM224 76H225V75H224ZM232 76H233V75H232ZM234 76H236V74H234ZM256 76H257V74H256ZM22 77H23V76H22ZM22 77H21V78H22ZM75 77H76V76H75ZM138 77H139V76H138ZM226 77H227V76H226ZM249 77H250V78H253V75H252V77H251V75H250ZM257 77H258V76H257ZM19 78H20V77H19ZM21 78H20V79H21ZM80 78H81V77H80ZM216 78H217V77H216ZM238 78H240V75L238 76ZM246 78H245L244 80H246ZM254 78H255V77H254ZM263 78H264V77H263ZM22 79H23V78H22ZM82 79H83V78H82ZM82 79H81V80H82ZM92 79H93V78H92ZM117 79H118V78H117ZM248 79H249V78H248ZM256 79H257V78H256ZM260 79L262 80V78H260ZM83 80H85V79H83ZM93 80H94V79H93ZM235 80H236V79H235ZM249 80H251V79H249ZM2 81H4V79H2ZM6 81H7V80H6ZM37 81H38V79H37ZM86 81H87V80H86ZM161 81H162V80H161ZM240 81H242V80H240ZM247 81H248V80H247ZM254 81H255V80H254ZM262 81H263V80H262ZM15 82H16V81H15ZM15 82H14V83H15ZM250 82H251V81H250ZM250 82H249V85H248V88H250V89H253V87L255 86V84L258 85V82L255 83L254 85L251 83V86L253 85L252 88H251V87H249V86H250ZM255 82H256V81H255ZM16 83H17V82H16ZM20 83H21V82H20ZM25 83H26V82H25ZM120 83H121V82H120ZM120 83H119V84H120ZM122 83H123V82H122ZM133 83H134V82H133ZM244 83H245V85H246L247 82L245 81ZM244 83L242 82V84H244ZM28 84H29V83H28ZM211 84H212V82H211ZM242 84L239 82L238 85H242ZM259 84H261V81H260ZM262 84H263V83H262ZM21 85H23V84H21ZM29 85H30V84H29ZM121 85H122V84H121ZM238 85L236 84V86H238ZM245 85H242V86H245ZM32 86H33V85H32ZM93 86H94V85H93ZM122 86H123V85H122ZM6 87H7V86H6ZM131 87H132V86H131ZM133 87H134V84H133ZM209 87H210V86H209ZM240 87H241V86H240ZM258 87H259V86H258ZM261 87H262V86H261ZM8 88H11V87L8 86ZM16 88H17V87H16ZM31 88H33V87H31ZM36 88H37V87H36ZM116 88H117V87H116ZM243 88H244V87H243ZM11 89H12V88H11ZM14 89H15V87H14ZM33 89H34V88H33ZM231 89H232V88H231ZM231 89H230V90H231ZM235 89H236V88H235ZM241 89H242V87H241ZM254 89H255V88H254ZM259 89H260V88H259ZM17 90H18V89H17ZM19 90H20V89H19ZM207 90H208V89H207ZM238 90H239V89H238ZM245 90H246V88H245ZM209 91H210V90H209ZM240 91L243 92V90H240ZM250 91H252V90H250ZM256 91H257V89H256ZM236 92H237V90H236ZM236 92H235V93H236ZM254 92H255V90H254ZM235 93H234V94H235ZM246 93H247V91H246ZM248 93H249V92H248ZM250 93H251V92H250ZM250 93L248 94L249 96L251 95ZM252 93H253V92H252ZM32 94H33V93H32ZM236 94H238V93H236ZM244 94H245V92L242 93V94H240V95H243V96H244ZM253 94H254V93H253ZM37 95H39V94H37ZM256 95H257V94H256ZM198 96H199V95H198ZM243 96L240 97V96L237 95V97H240V99H241V98L244 99L245 102H246L247 97H245V98H246V99H245V98H243ZM246 96H247V95H246ZM251 96H253V95H251ZM257 97L260 99L259 95H258ZM257 97H256V98H257ZM263 97H264V96H263ZM109 98H110V97H109ZM228 98H229V97H228ZM248 98H249V99H253V98L255 99V96H254L253 98H251V97H248ZM258 98L255 99V100H256V101H261V100H258ZM132 99H133V98H132ZM235 99H236V98H235ZM237 99H238V98H237ZM237 99H236V100H237ZM249 99H248V100H249ZM254 99H253V100H254ZM182 100H183V99H182ZM236 100H234V101H236ZM238 100H239V99H238ZM238 100H237V101H238ZM248 100H247V101H248ZM253 100H252V101H253ZM183 101H184V100H183ZM212 101H213V100H212ZM212 101H211V103H213ZM215 101H216V100H215ZM217 101H219V100H217ZM217 101L215 102V104H217ZM234 101H233V103H234ZM237 101H236V102H237ZM239 101H240V100H239ZM239 101H238V102H239ZM249 101H251V100H249ZM249 101H248V102H249ZM262 101H263V99H262ZM5 102H6V101H5ZM189 102H190V101H189ZM202 102H203V101H202ZM205 102H206V101H205ZM205 102H204V103H205ZM231 102H232V99H231ZM241 102H243V101L241 100ZM245 102H243V106H244V105H247V106H248L249 103L245 104ZM168 103H169V102H168ZM184 103H185V102H184ZM194 103H195V102H194ZM204 103H203V104H204ZM208 103H209V101H208ZM211 103H209L210 105H207V106H211ZM224 103H225V102H224ZM254 103H257L256 106L254 105L255 108H257V107H258V108L260 107L261 109L263 108V107H261V105H260L262 102H261V103L259 102V105H260V106H258V102H253V103L251 102V104H254ZM263 103H264V101H263ZM206 104H207V103H206ZM213 104H214V103H213ZM229 104H230V101H229ZM236 104H237V103H236ZM240 104H241V103H240ZM59 105H60V104H59ZM127 105H128V104H127ZM180 105H181V104H180ZM183 105H184V104H183ZM218 105H219V104H218ZM218 105H217L216 107H218ZM263 105H264V104H263ZM0 106H3V105H0ZM184 106H185V105H184ZM204 106H206V105H204ZM241 106H242V105H241ZM241 106H238V107H241ZM243 106H242V107H243ZM254 106L252 105V110H253V107H254ZM6 107H7V106H6ZM77 107H78V106H77ZM213 107H214V105H213ZM219 107H220V106H219ZM244 107H245V106H244ZM244 107H243V108H244ZM250 107H251V105H250ZM13 108H14V107H13ZM170 108H171V107H170ZM174 108H175V107H174ZM198 108H199V107H198ZM31 109H32V108H31ZM31 109H29V110H31ZM107 109H108V108H107ZM132 109H133V108H132ZM190 109H191V108H190ZM15 110H16V109H15ZM27 110H28V109H27ZM93 110H94V109H93ZM103 110H104V109H102V111H103ZM175 110H176V109H175ZM180 110H181V109H180ZM188 110H189V109H188ZM188 110H187V111H188ZM192 110H193V108H192ZM205 110L207 111L208 109H205ZM250 110H251V109H250ZM0 111H1V110H0ZM25 111H26V110H25ZM31 111H32V110H31ZM98 111H99V110H98ZM211 111H212V110H210V114H212ZM256 111H258V110H256ZM259 111H260V110H259ZM259 111H258V112H259ZM32 112H33V111H32ZM100 112H101V111H100ZM104 112H105V111H104ZM173 112H174V111H173ZM179 112H180V111H179ZM190 112H191V111H190ZM193 112H194V111H192V113H193ZM212 112H215V111H212ZM217 112H218V111H216L215 113H217ZM221 112H222V111H221ZM251 112H252V111H251ZM253 112H254V111H253ZM27 113H28V111H27ZM204 113H205V112H204ZM206 113L209 114V110H208V112H206ZM218 113H219V112H218ZM225 113H227V112H225ZM259 113H260V112H259ZM29 114H30V113H29ZM101 114H102V113H101ZM185 114L187 115V113H185ZM195 114H197V113H195ZM208 114H206V115H208ZM232 114H233V113H232ZM232 114H231V115H232ZM250 114H251V113H250ZM254 114H255V113H254ZM1 115H2V114H1ZM1 115H0V116H1ZM8 115H10V114H8ZM87 115H88V114H87ZM98 115H99V114H98ZM197 115H199V114H197ZM215 115H216V117L218 116L217 114H215ZM219 115H220V114H219ZM222 115H224L223 112H222ZM236 115H237V114H236ZM257 115H258V114H257ZM2 116H4V115H2ZM17 116H18V115H17ZM209 116H210V115H208V117H209ZM212 116H213V118H215V117H214V114H213ZM220 116H221V115H220ZM248 116H249V115H248ZM250 116H251V115H250ZM250 116H249V117H250ZM13 117L16 118V116H13ZM18 117H19V116H18ZM21 117H22V116H21ZM21 117H20V118H21ZM88 117H89V116H88ZM208 117H206V118H208ZM210 117H211V116H210ZM0 118H1V117H0ZM2 118H4V117H2ZM14 118H13V119H14ZM92 118H93V117H92ZM211 118H212V117H211ZM224 118H225V117H224ZM224 118H223V119H224ZM228 118H230V117H228ZM252 118H253V119H252ZM252 118H251V120H250V119H249V120H250V121L253 120V123H254V122L256 121V120H255L256 118L254 119L253 116H252ZM7 119H8V117H7ZM7 119H6V120H7ZM10 119H11V118H10ZM114 119H115V118H114ZM131 119H132V118H131ZM217 119H220V117H219V118L217 117ZM221 119H222V117H221ZM230 119H231V118H230ZM260 119H262V118H260ZM15 120H16V119H15ZM18 120H19V119H18ZM30 120H31V119H30ZM224 120L226 121V119H224ZM233 120H234V119H233ZM235 120H236V119H235ZM254 120H255V121H254ZM262 120H264V119H262ZM7 121H8V120H7ZM16 121H17V120H16ZM48 121H49V120H48ZM88 121H89V120H88ZM95 121H97V120H95ZM132 121H133V120H132ZM211 121H212V120H211ZM219 121H220V120H219ZM222 121H223V120H222ZM236 121H237V120H236ZM250 121H249V123H251ZM10 122H11V121H10ZM10 122H9V123H10ZM43 122H44V120H43ZM93 122H94V121H93ZM162 122H164V121H162ZM169 122H170V121H169ZM0 123H1V122H0ZM27 123H28V120H27ZM27 123H26V124H27ZM180 123H181V122H180ZM237 123H238V122H237ZM241 123H242V121H241ZM246 123H247V122H246ZM249 123H247V124H249ZM258 123H259V122H258ZM258 123H257V124H258ZM262 123H263V122H262ZM262 123H261V124H262ZM36 124H37V123H36ZM38 124H39V123H38ZM43 124H45V122H44ZM99 124H100V123H99ZM136 124H137V123H136ZM138 124H139V123H138ZM212 124H213V123H212ZM254 124H256V122H255ZM257 124H256V125H257ZM259 124H260V123H259ZM259 124H258V125H259ZM261 124H260V125H261ZM0 125H1V124H0ZM40 125H41V124H40ZM46 125H48V124H45V126H46ZM206 125H207V124H206ZM221 125H222V124H221ZM250 125H251V124H250ZM1 126H3V125H1ZM13 126H14V124H13ZM16 126H17V125H16ZM16 126H15V127H16ZM35 126H36V125H35ZM131 126H132V124H131ZM207 126H208V125H207ZM217 126H218V125H217ZM26 127H27V126H26ZM31 127H32V125H31ZM31 127H30V128H31ZM38 127H39V126H38ZM46 127H47V126H46ZM52 127H53V126H52ZM138 127H139V126H138ZM148 127H149V126H148ZM151 127H152V126H151ZM155 127H158V126H155ZM155 127H153V129H155ZM160 127H162V126H160ZM160 127H159V128H160ZM168 127H169V126H168ZM170 127H171V126H170ZM214 127H215V126H214ZM230 127H231V126H230ZM32 128H33V127H32ZM32 128H31V129H32ZM53 128H54V130H56V129H55V126H54ZM143 128H144V127H143ZM176 128H177V127H176ZM233 128H234V127H233ZM0 129H2V128H0ZM99 129H100V127H99ZM147 129L149 130V129H151V128H147ZM162 129H164V128H162ZM162 129H160L161 132H163ZM171 129H172V128H171ZM206 129H207V128H206ZM225 129H226V128H225ZM244 129H245V128H244ZM39 130H41V129H39ZM84 130H85V129H84ZM138 130H139V129H138ZM145 130H146V129H145ZM157 130H158V129H157ZM164 130H165V129H164ZM174 130H175V129H174ZM177 130H178V129H177ZM179 130H180V129H179ZM207 130H208V129H207ZM207 130H206V132H207ZM214 130H215V129H214ZM216 130H218V129H216ZM260 130H261V129H260ZM0 131H3V129L0 130ZM25 131H26V129H25ZM41 131H42V130H41ZM47 131H48V130H47ZM93 131H94V130H93ZM100 131H101V130H100ZM150 131H151V130H150ZM154 131H156V130H154ZM158 131H159V130H158ZM169 131H171V130H169ZM175 131H176V130H175ZM182 131H183V130H182ZM201 131H202V130H201ZM28 132H29V131H27V133H28ZM42 132H43V131H42ZM44 132H45V130H44ZM103 132H104V131H103ZM135 132H136V131H135ZM145 132H147V131H145ZM148 132H149V131H148ZM151 132H152V131H151ZM173 132H174V131H173ZM186 132H187V131H186ZM202 132H203V131H202ZM211 132H212V131H211ZM211 132H210V133H211ZM219 132H220V131H219ZM222 132H223V130H222ZM245 132H246V131H245ZM249 132H250V131H249ZM255 132H256V131H255ZM262 132H263V130H262ZM27 133H26V134H27ZM46 133H47V132H45V134H46ZM104 133H105V132H104ZM130 133H131V132H130ZM153 133H154V132H153ZM182 133H183V132H182ZM199 133H200V132H199ZM220 133H221V132H220ZM228 133H229V132H228ZM8 134H9V133H8ZM43 134H44V133H43ZM43 134H42V135H43ZM49 134H50V133H49ZM95 134H96V132H95ZM107 134H108V133H107ZM135 134H136V133H135ZM137 134H138V133H137ZM142 134H143V133H142ZM164 134H165V133H164ZM178 134H179V133H178ZM208 134H209V133H208ZM216 134H217V133H216ZM218 134H219V133H218ZM224 134H225V133H224ZM229 134H230V133H229ZM253 134H254V133H253ZM11 135H12V134H11ZM29 135H31L30 137L32 138L33 135H32L31 133H30ZM51 135H52V134H51ZM84 135H85V134H84ZM168 135H169V134H168ZM174 135H175V133H174ZM195 135H196V134H195ZM210 135H211V134H210ZM219 135H220V134H219ZM232 135H233V134H232ZM248 135H249V134H248ZM259 135H260V134H259ZM7 136H8V135H7ZM9 136H10V135H9ZM24 136H25V135H24ZM36 136H37V135H36ZM43 136H44V135H43ZM53 136L56 137V135H53ZM137 136H138V135H136V137H137ZM169 136H170V135H169ZM183 136H184V135H183ZM220 136H221V135H220ZM222 136H223V135H222ZM226 136H227V135H226ZM230 136H231V135H230ZM233 136H234V135H233ZM245 136H247V134H246ZM251 136H252V135H251ZM255 136H256V135H255ZM11 137H13V138H12V140H13L14 137H15V135H14V136H11ZM11 137H8V139H10ZM16 137H18V136H16ZM16 137H15V140H16ZM25 137H26V136H25ZM47 137H48V135H47ZM55 137H53V138H55ZM93 137H94V136H93ZM98 137H99V136H98ZM141 137H142V136H141ZM141 137H140V138H141ZM170 137H171V136H170ZM170 137H169V138H170ZM181 137H182V136H181ZM186 137H187V136H186ZM198 137H199V136H198ZM202 137H203V136H202ZM209 137H210V136H209ZM214 137H215V136H214ZM218 137H219V136H218ZM218 137H217V138H218ZM260 137H261V136H260ZM18 138H19V137H18ZM18 138H17V139H18ZM26 138H27V137H26ZM53 138H50V139H53ZM91 138H92V137H91ZM140 138H139V139H140ZM184 138H185V137H184ZM233 138H234V137H233ZM255 138H256V137H255ZM0 139H1V138H0ZM27 139H29V137H28ZM34 139H38V138H34ZM144 139H146V138H144ZM167 139H168V138H167ZM197 139H198V138H197ZM200 139H201V138H200ZM206 139H207V138H206ZM210 139H214V138H211V137H210ZM223 139H224V138H223ZM225 139H226V138H225ZM10 140H11V139H10ZM18 140H19V143H20V141H22V142L24 141V139L21 140L20 138H19ZM18 140H17V141H18ZM55 140H56V139H55ZM57 140H58V139H57ZM57 140H56V141H57ZM98 140H99V139H98ZM115 140H116V139H115ZM120 140H121V139H120ZM120 140H119V141H120ZM127 140H128V139H127ZM152 140H153V139H152ZM180 140H182V139L180 138ZM231 140H232V139H231ZM241 140H242V139H241ZM241 140H240V141H241ZM252 140H253V139H252ZM254 140H255V139H254ZM260 140H261V139H260ZM1 141H2V140H1ZM7 141H8V140H7ZM30 141H32V140H30ZM51 141H52V140H51ZM148 141H149V140H148ZM153 141H154V140H153ZM158 141H159V140H158ZM172 141H174V140H172ZM209 141H210V140H209ZM209 141H208V142H209ZM216 141H217V140H216ZM2 142H3V141H2ZM10 142H11V141H10ZM33 142H34V141H33ZM57 142H59V141H57ZM93 142H94V141H93ZM180 142H181V141H180ZM199 142H200V141H199ZM210 142H211V141H210ZM210 142H209V143H210ZM218 142H219V140H218ZM250 142H253V141H250ZM34 143H37V142H34ZM55 143H56V142H55ZM121 143H122V141H121ZM149 143H150V142H149ZM149 143H148V144H149ZM156 143H157V142H156ZM177 143H178V141H177ZM177 143L175 142V144H177ZM188 143H190V142H188ZM191 143H192V142H191ZM201 143H202V142H201ZM205 143H206V142H205ZM221 143H223V142H221ZM244 143H245V142H244ZM244 143H243V144H244ZM246 143H247V142H246ZM256 143H257V142H256ZM259 143H260V142H259ZM51 144H52V143H51ZM56 144H57V143H56ZM56 144H55V145H56ZM180 144H183V143H180ZM203 144H204V143H203ZM211 144H213V143H211ZM228 144H229V143H228ZM241 144H242V143H241ZM248 144H250V143H248ZM261 144H262V143H261ZM263 144H264V143H263ZM26 145H27V144H26ZM31 145H32V144H31ZM38 145H39V144H38ZM52 145H54V144H52ZM55 145H54V147H55ZM90 145H91V144H90ZM92 145H93V144H92ZM99 145H100V144H99ZM103 145H105V143H104ZM117 145H118V144H117ZM152 145H153V144H152ZM183 145H184V144H183ZM216 145H217V144H216ZM237 145H238V144H237ZM246 145H247V144H246ZM251 145H252V144H251ZM257 145H258V144H257ZM259 145H260V144H259ZM27 146H28V145H27ZM153 146H154V145H153ZM157 146H158V145H157ZM202 146H203V145H202ZM211 146H212V145H211ZM226 146H227V143H226ZM232 146H234L233 143H232ZM235 146H236V145H235ZM241 146H242V145H241ZM253 146H254V145H253ZM253 146H252V147H253ZM50 147H51V146H50ZM54 147H53V148H54ZM56 147H57V146H56ZM112 147H113V146H112ZM205 147H206V144H205ZM207 147H208V145H207ZM216 147H217V146H216ZM227 147H228V146H227ZM109 148H110V147H109ZM203 148H204V147H203ZM212 148L214 149V147H211V149H212ZM217 148H218V147H217ZM221 148H222V145H221ZM233 148H234V147H233ZM233 148H232V149H233ZM235 148H236V147H235ZM244 148H245V147H244ZM257 148L259 149L258 146H257ZM54 149H55V148H54ZM179 149H180V148H179ZM204 149H205V148H204ZM206 149H207V148H206ZM232 149H230V150L233 151ZM250 149H251V148H250ZM255 149H256V148H255ZM258 149H257V150H258ZM260 149H261V148H260ZM62 150H63V149H62ZM109 150H111V148H110ZM112 150H113V149H112ZM181 150H182V149H181ZM214 150H215V149H214ZM218 150H219V148H218ZM220 150H221V149H220ZM223 150H224V149H223ZM227 150H228V149H227ZM230 150H229V151H230ZM236 150H237V149H236ZM240 150H241V149H240ZM262 150H263V149H262ZM262 150H261V151H262ZM21 151H22V150H21ZM53 151H54V150H53ZM104 151H105V150H104ZM104 151H103V152H104ZM131 151H132V150H131ZM141 151H142V150H141ZM234 151H235V150H234ZM243 151H244V150H243ZM247 151H248V150H247ZM23 152H25V151H23ZM95 152H96V151H95ZM97 152H98V150H97ZM128 152H129V151H128ZM143 152H144V151H143ZM149 152H150V151H149ZM178 152H179V151H178ZM215 152H217V151H215ZM220 152H221V151H220ZM220 152H219L218 154H220ZM227 152H228V151H227ZM241 152H242V151H241ZM248 152H249V151H248ZM252 152H253V151H252ZM252 152H251V153H252ZM63 153H64V151H63ZM101 153H102V152H101ZM101 153H99V154H101ZM107 153H109V152H107ZM132 153H133V152H132ZM141 153H142V152H141ZM223 153H225V152H223ZM228 153L231 154L230 152H228ZM26 154H27V153H26ZM54 154H55V152H54ZM110 154H113V153L111 152ZM127 154H129V153H127ZM134 154H135V153H134ZM143 154H145V153H143ZM204 154H206V153H204ZM215 154L217 155V153H215ZM22 155H24V154H22ZM61 155H62V154H61ZM65 155H66V154H65ZM135 155H136V154H135ZM137 155H138V154H137ZM222 155H223V154H222ZM233 155H235V154L233 153ZM241 155H242V154H241ZM251 155H252V154H251ZM254 155H255V153H254ZM256 155H258V154H256ZM259 155H260V154H259ZM262 155H263V154H262ZM262 155H261V156H262ZM25 156H26V155H25ZM46 156H47V155H46ZM95 156H96V155H95ZM97 156H98V155H97ZM102 156H103V155H102ZM147 156H148V155H147ZM219 156H220V155H219ZM219 156H218V157H219ZM230 156H231V155H230ZM67 157H68V156H67ZM79 157H80V156H79ZM88 157H89V156H88ZM100 157H101V156H100ZM114 157H115V156H114ZM137 157L139 158V156H137ZM166 157H167V156H166ZM172 157H173V156H172ZM220 157H221V156H220ZM233 157H234V156H232V158H233ZM235 157H236V156H235ZM252 157H253V155H252ZM1 158H3V157H1ZM85 158H86V157H84V159H85ZM91 158H92V157H91ZM119 158H120V157H119ZM135 158H136V156H135ZM141 158H142V157H141ZM143 158H144V157H143ZM232 158H231V160H234V158H233V159H232ZM236 158H237V157H236ZM238 158H239V157H238ZM238 158H237V159H238ZM249 158H250V157H249ZM257 158H260V157L258 156ZM262 158H263V157H262ZM7 159H8V158H7ZM47 159H48V158H47ZM87 159H88V158H87ZM169 159H170V158H169ZM173 159H174V158H173ZM179 159H180V158H179ZM221 159H222V158H221ZM250 159H251V158H250ZM43 160H44V159H43ZM51 160H52V159H51ZM77 160H79V158H78ZM82 160H83V159H82ZM82 160H81V161H82ZM100 160H101V159H100ZM102 160H103V159H102ZM139 160H141V159L139 158ZM146 160H149V159H146ZM170 160H171V159H170ZM231 160H230V162H228V163H230V164L227 163L228 166L226 167V165H227V164H226L225 167H226V168H231V170H232V169L236 170L235 176H233V177L231 178V177H230L231 174L229 173V172H230V171H229L228 173L230 174L229 177H230L231 179H229V177H228V179H224V178H222L223 180H227L228 182H230V185H229V186H231V182H234V181L238 178V176L241 174V170H237V167H238V166H237V167H234V166H235V165H234V162L232 163ZM247 160H248V158H247ZM247 160H246V161H247ZM253 160H254V158H253ZM262 160H264V159H262ZM85 161H87V160H85ZM117 161H118V160H117ZM120 161H121V160H120ZM143 161H144V160H143ZM220 161H221V160H220ZM223 161H224V160H223ZM236 161L238 162V160H236ZM48 162H49V161H48ZM61 162H62V161H61ZM68 162H69V161H68ZM118 162H119V161H118ZM151 162H152V161H151ZM166 162H167V160H166ZM251 162H252V161H251ZM256 162H257V161H256ZM256 162H255V163H256ZM263 162H264V161H263ZM263 162H262V164H263ZM50 163H51V162H50ZM57 163H59V161H58ZM63 163H64V161H63ZM63 163H62V164H63ZM69 163H70V162H69ZM92 163H93V161H92ZM102 163H103V162H102ZM149 163H150V162H149ZM156 163H157V162H156ZM172 163H173V162H172ZM179 163H180V162H179ZM185 163H186V162H185ZM185 163H184V165H185ZM223 163H226V162H222V163H221V166L223 165ZM37 164H38V162H37ZM53 164H54V163H53ZM60 164H61V163H60ZM142 164H143V163H142ZM170 164H171V163H170ZM216 164H217V163H216ZM63 165H65V163H64ZM72 165H73V164H72ZM88 165H89V164H88ZM88 165H87V166H88ZM144 165H146V164H144ZM144 165H143V166H144ZM162 165H163V164H162ZM182 165H183V164H182ZM236 165H238V164H236ZM263 165H264V164H263ZM53 166H54V165H53ZM55 166H57V165H55ZM60 166H61V165H60ZM65 166H67V165H65ZM103 166H104V163H103ZM122 166H123V165H122ZM148 166H149V165H148ZM155 166H157V165H155ZM158 166H160V164H159ZM158 166H157V167H158ZM169 166H170V165H169ZM177 166H180V165H177ZM186 166H187V165H186ZM218 166H219V165H218ZM254 166H256V165H254ZM257 166H258V165H257ZM260 166H261V165H260ZM110 167H111V166H110ZM117 167H118V166H117ZM222 167H224V165H223ZM261 167H262V166H261ZM23 168H24V167H23ZM56 168H57V167H56ZM56 168H55V169H56ZM63 168H64V166H63ZM66 168H67V167H66ZM121 168H122V167H121ZM146 168H147V167H146ZM148 168H149V167H148ZM150 168H151V167H150ZM154 168H155V167H154ZM187 168H188V167H187ZM226 168H224V169H226ZM241 168H242V167H241ZM64 169H65V168H64ZM64 169H63V170H64ZM93 169H94V168H93ZM101 169H102V167H101ZM106 169H108V168H106ZM155 169H156V168H155ZM159 169H160V168H159ZM174 169H175V168H174ZM174 169H173V170H174ZM180 169H181V168H180ZM185 169H186V168H185ZM202 169H203V168H202ZM218 169H219V168H218ZM26 170H27V168H25V171H26ZM177 170H178V169H177ZM182 170H183V169H182ZM182 170H181V171H182ZM262 170H264V169L262 168ZM29 171H30V170H29ZM58 171H59V170H58ZM71 171H72V170H71ZM74 171H75V170H74ZM120 171H121V170H120ZM123 171H124V170H122V173H123L122 176H124V172H123ZM162 171H164V170H161V173H162ZM251 171H252V170H251ZM26 172H27V171H26ZM104 172H105V171H104ZM154 172H155V171H153V173H154ZM164 172H165V171H164ZM175 172H176V171H175ZM177 172H178V171H177ZM179 172H180V171H179ZM242 172H243V170H242ZM107 173H108V172H107ZM155 173H156V172H155ZM158 173H159V171H158ZM161 173H160V174H161ZM170 173H171V172H170ZM170 173H169V174H170ZM187 173H189V172L187 171ZM193 173H194V172H193ZM193 173H192V176L195 175V174H193ZM197 173H198V172H197ZM200 173H201V172H200ZM203 173H204V171H203ZM232 173H233V172H232ZM28 174H30V176H31V173L28 172ZM45 174H46V173H45ZM76 174H77V172H76ZM109 174H110V172H109ZM162 174H163V173H162ZM162 174H161V176H162ZM172 174H173V173H172ZM180 174H181V172H180ZM206 174H207V173H206ZM8 176H9V174H8ZM8 176H7V177H8ZM19 176H20V174H19ZM33 176H34V174H33ZM79 176H80V174H79ZM164 176H167V174L165 173ZM186 176H187V174H186ZM190 176H191V173H190ZM216 176H218V174H216ZM221 176H222V174H221ZM245 176H246V174H245ZM36 177H37V176H36ZM38 177H39V176H38ZM38 177H37V178H38ZM124 177H126V176H124ZM155 177H156V174H155ZM170 177H171V176H170ZM178 177H179V176H178ZM201 177H202V176H201ZM258 177H259V176H258ZM37 178H36V180H37ZM44 178H45V177H44ZM156 178H157V177H156ZM163 178H164V177H163ZM184 178H185V177H184ZM187 178H188V177H187ZM190 178H191V177H190ZM195 178H196V177H195ZM219 178H220V177H219ZM9 179H10V177H9ZM11 179H13V178H11ZM11 179H10V180H11ZM52 179H53V178H52ZM108 179H110V178H108ZM159 179H161V178H159ZM167 179H168V178H167ZM176 179H177V178H176ZM192 179H193V177H192ZM209 179H211V177H210ZM26 180H27V179H26ZM53 180H54V179H53ZM88 180H89V179H88ZM124 180H125V179H124ZM170 180H171V179H170ZM170 180H169V181H170ZM185 180H186V179H185ZM204 180H205V179H204ZM213 180H215V179L212 178V181H213ZM223 180H222V181H223ZM6 181H7V180H6ZM12 181H13V180H12ZM38 181H39V183H40L41 180L38 179ZM38 181H37V183H38ZM46 181H47V179H46ZM54 181H55V180H54ZM57 181H58V180L55 181V185H56V182H57ZM90 181H91V180H90ZM166 181H167V180H165L164 182H166ZM172 181H173V178H172L171 182H172ZM175 181H176V180H174L173 182H175ZM181 181H182V180H181ZM200 181H201V179H200ZM210 181H211V180H210ZM210 181H209V182H210ZM41 182H43V181H41ZM167 182H168V181H167ZM176 182H180V181H176ZM186 182H187V181H186ZM188 182H189V181H188ZM191 182H192V181H191ZM258 182H259V181H258ZM14 183H15V182H14ZM47 183H48V181H47ZM79 183H81V182H79ZM169 183H170V182H169ZM181 183H182V182H181ZM184 183H185V182H184ZM217 183H218V182H217ZM86 184H87V183H86ZM88 184H89V183H88ZM116 184H117V183H116ZM167 184H168V183H167ZM190 184H191V183H190ZM196 184H197V183H196ZM207 184H208V182H207ZM220 184H221V183H220ZM226 184H227V183H226ZM228 184H229V183H228ZM234 184H235V183H234ZM60 185H61V184H60ZM64 185H65V183H64ZM118 185H119V183H118ZM172 185H173V184H172ZM174 185H175V184H174ZM178 185H179V184H178ZM187 185H188V184H187ZM191 185H192V184H191ZM193 185H194V184H193ZM202 185H203V184H202ZM232 185H233V183H232ZM237 185H238V184H237ZM237 185H236V188H237V189L235 188V186H233V187L236 189L235 192L232 191L233 193H231L230 190H229V191H225V190L223 189L224 191H223L222 195H225V196H226L227 193L224 194V192H229L230 195L232 196V199H233V198L236 199L235 201L237 202V200L239 199L238 196L240 197V195L238 194L239 188H238ZM5 186H7V185H5ZM52 186H54L53 183H52ZM52 186H51V187H52ZM56 186H58V184H57ZM85 186H86V185H85ZM91 186H93V185H91ZM99 186H100V185H99ZM128 186L131 187L130 185H128ZM168 186H169V185H168ZM176 186H177V185H176ZM176 186H175V187H176ZM194 186H195V185H194ZM204 186H205V185H204ZM214 186H215V185H214ZM229 186H226V187L229 188ZM59 187H60V186H58L57 188H59ZM97 187H98V186H96V188H97ZM100 187H101V186H100ZM106 187H107V186H106ZM132 187H133V188H132L133 191H134V190L137 191V189H134V185H133ZM170 187H171V183H170ZM177 187H178V186H177ZM179 187H180V186H179ZM201 187H202V186H201ZM212 187H213V186H212ZM221 187L224 188L223 183H222V186H221ZM54 188H55V187H54ZM118 188H119V187H118ZM139 188H140V187H139ZM182 188H183V187H181V189H182ZM188 188H189V187H188ZM193 188H194V187H193ZM195 188H198V187L195 186ZM195 188L193 189V191L195 190ZM209 188H210V186H209ZM216 188H217V187H216ZM228 188H227V189H228ZM249 188H250V186H248V187H247V190H245V191L247 192V194H248V192H249V190H248ZM70 189H72V191H73V188H72V187H71ZM97 189H98V188H97ZM140 189H141V188H140ZM169 189H170V188H169ZM175 189H176V188H175ZM175 189H174V190H175ZM185 189H186V187H185ZM241 189H243V188H241ZM254 189H255V188H254ZM256 189H258V188H256ZM39 190H40V189H38V192H39V193H40V192H41V193L43 192V191H41V190L39 191ZM59 190H60V189H59ZM63 190H64V189H63ZM103 190H104V188H103ZM115 190H116V189H115ZM125 190H126V189H125ZM125 190H124V191H125ZM127 190H128V189H127ZM167 190H168V189H167ZM172 190H173V187H172ZM176 190H177V189H176ZM176 190H175V191H176ZM179 190H180V189H179ZM182 190H183V192H184V188H183ZM187 190H188V189H187ZM187 190H186V192H187ZM191 190H192V189H191ZM198 190H199V189H198ZM203 190H204V189H203ZM203 190H202V191H203ZM211 190H212V189H211ZM217 190H218V189H217ZM231 190H232V188H231ZM259 190H260V189H259ZM99 191H100V190H99ZM128 191H129V190H128ZM130 191H131V189H130ZM170 191H171V190H170ZM175 191H174V192H175ZM193 191H192V192H193ZM199 191H200V190H199ZM207 191H208V188H207ZM213 191H214V190H213ZM213 191H212V192H213ZM236 191H237V192H236ZM243 191H244V190H243ZM243 191H242V192H243ZM253 191H254V190H253ZM257 191H258V190H257ZM45 192H48V191L46 190ZM56 192H58V190H57ZM63 192H64V191H62V193H63ZM125 192H126V191H125ZM125 192H124V193H125ZM179 192L182 193L181 190H180ZM186 192H185V194H186ZM188 192H189V190H188ZM210 192H211V191H210ZM210 192H209V193H210ZM239 192H241V191H239ZM242 192H241V193H242ZM261 192H262V190H261ZM261 192H260V193H261ZM51 193H52V192H51ZM62 193H61V194H62ZM107 193H108V192H107ZM112 193H113V191H112ZM124 193H123V194H124ZM126 193H127V192H126ZM128 193H129V192H128ZM134 193L136 194V192H134ZM140 193H141V191H140ZM140 193H139V195H140ZM172 193H173V192H172ZM196 193H197L196 195H198V192H196ZM244 193H245V192H244ZM47 194H48V193H46V196H48ZM57 194H58V193H57ZM59 194H60V193H59ZM72 194H73V192H72ZM177 194H178V193H177ZM187 194H188V193H187ZM193 194H194V192H193ZM193 194H192V195H193ZM210 194H211V193H210ZM210 194H209V196H211ZM245 194H246V193H245ZM247 194H246V196L243 195V194H242V195L245 196V197H247L246 199H247V201H249V200H248V196H247ZM257 194H258V193H257ZM262 194H263V193H261V195H262ZM43 195H45V194H43ZM51 195H52V194H51ZM64 195H65V193H64ZM64 195H63V196H64ZM104 195H108V194H104ZM111 195H112V194H111ZM114 195L116 196V194H113L112 196H114ZM124 195H125V194H124ZM143 195H144V193H143ZM150 195L152 196V194H150ZM154 195H155V194H154ZM178 195H179V194H178ZM204 195H206V194H204ZM213 195H214V194H213ZM249 195H250V196H249V198H250V197H251V193H250ZM34 196H35V194H34ZM49 196H50V192H49ZM65 196H66V195H65ZM109 196H110V195H109ZM174 196H175V194H174ZM183 196H185V195H183ZM183 196H182V197H183ZM199 196H200V195H199ZM202 196H203V194H202ZM207 196H208V195H207ZM207 196H206V197H207ZM218 196H219V195H218ZM227 196H229V194H228ZM227 196H226V199H227V201H228V200H230L231 197H230V198L228 197V198H229V199H228ZM52 197H53V195H52ZM67 197H68V196H67ZM67 197H66V199H67ZM72 197H73V196H72ZM76 197H77V196H76ZM125 197H127V196L125 195ZM145 197H147V195H146ZM148 197H149V196H148ZM176 197H177V196H176ZM180 197H181V196H180ZM185 197H186V196H185ZM187 197H188V196H187ZM189 197H190V196H189ZM189 197H188V199H189ZM197 197H198V196H197ZM204 197H205V196H203V198H204ZM206 197H205V198H206ZM221 197L225 198L224 196H220V198H221ZM241 197H242V196H241ZM262 197H264V194H263ZM50 198H51V197H50ZM73 198H75V197H73ZM131 198H132V197H131ZM150 198H151V197H150ZM156 198H157V197H156ZM198 198H199V197H198ZM201 198H202V197H201ZM203 198H202V199H203ZM213 198H215V197H213ZM237 198H238V199H237ZM252 198H253V197H252ZM252 198H251V199H252ZM257 198H258V197H257ZM45 199H46V197H45ZM47 199H48V197H47ZM51 199H52V198H51ZM63 199H65V197H64ZM76 199H77V198H76ZM128 199H130V198H128ZM195 199H196V197L194 198V202L192 201L193 198H192V200H191V199H189V200L192 201L193 204H195V203L198 204L199 201H196V202H195ZM207 199H208V198H206L205 200H207ZM234 199H233V200H234ZM241 199H243V198H241ZM241 199H240V200H241ZM251 199H250V200H251ZM48 200H49V199H48ZM48 200H47V201H48ZM55 200H57V199L55 198ZM58 200H59V199H58ZM69 200H70V199H69ZM121 200L123 201L124 199L121 198ZM132 200H133V198L131 199V201H132ZM151 200H152V199H151ZM153 200H154V199H153ZM156 200H157V199H156ZM182 200H183V199H182ZM182 200L180 199V201H182ZM198 200H199V199H198ZM211 200H212V199H210V201H211ZM214 200L216 201V199H214ZM240 200H239V202H243L242 200H241V201H240ZM253 200H254V198H253ZM263 200H264V199H263ZM50 201H51V200H50ZM53 201H54V200H53ZM66 201H67V200H66ZM119 201H120V200H119ZM122 201H121V203H122ZM124 201H125V200H124ZM128 201H129V200H128ZM171 201H172V200H171ZM184 201H185V200H184ZM190 201H188V202L191 203ZM203 201H204V200H203ZM210 201H208V204H209ZM212 201H213V200H212ZM212 201H211V205L214 203V202L212 203ZM217 201H219V200H217ZM222 201L226 202V201L223 200V199H222ZM235 201H234V203H235ZM247 201H246V202H247ZM76 202H77V201H76ZM76 202H75V203H76ZM220 202H221V201H220ZM228 202H229V201H228ZM239 202H237V205L239 204ZM246 202H245V205H246V206L249 205V203L247 202V204H246ZM254 202H255V200H254ZM254 202L252 201V204H254ZM49 203H50V202H49ZM49 203H47V204H49ZM51 203H52V202H51ZM51 203H50V204H51ZM119 203H120V202H119ZM123 203H124V202H123ZM128 203H129V202H128ZM186 203H187V202H186ZM200 203H201V201H200ZM202 203H203V202H202ZM52 204H53V203H52ZM91 204H93V203H91ZM94 204H95V203H94ZM125 204H126V203H125ZM125 204H122V205L125 206ZM191 204H192V203H191ZM205 204H207V203H205ZM214 204H216V203H214ZM219 204H220V203H219ZM219 204H217V205H219ZM221 204H222V203H221ZM221 204H220V205H221ZM224 204H226V203H224ZM224 204H223V206H224ZM240 204H242V205H240V206H244L243 203H240ZM250 204H251V201H250ZM70 205H71V204H70ZM72 205H73V203H72ZM76 205H78V204H76ZM159 205H160V204H159ZM180 205H181V207L183 206L182 204H180ZM199 205H200V204H199ZM202 205H203V204H202ZM217 205L215 206V208H217ZM227 205H229V207H230V205H232V204H227ZM227 205H226V206H227ZM235 205H236V204H235ZM254 205H255V206H252V207H255V208L257 209V211H258V209H259L260 211H262V210L260 209V206L257 208V206H258L257 203H255ZM256 205H257V206H256ZM5 206H6V205H5ZM41 206H42V205H41ZM41 206H40V207H41ZM73 206H74V205H73ZM184 206H185V205H184ZM191 206L193 207V205H191ZM191 206H190V207H191ZM204 206H205V205H204ZM204 206H203V207H204ZM209 206H210V205H209ZM212 206H213V205H212ZM212 206L210 207L211 210H212ZM37 207H39V205H38ZM43 207H44V206H43ZM43 207H42V208H43ZM71 207H72V206H71ZM90 207H91V206H90ZM98 207H99V206H98ZM129 207H130V206H129ZM192 207H191V208H192ZM195 207H197V206L194 205L193 208H195ZM201 207H202V206H201ZM221 207H222V205L220 206V209H222ZM238 207H239V206H236L235 209L238 208ZM250 207H251V206H250ZM250 207L247 206V208H250ZM21 208H22V207H21ZM47 208H48V207H47ZM52 208H53V207H52ZM91 208H92V207H91ZM93 208H94V207H93ZM99 208H100V207H99ZM126 208H127V207H126ZM184 208H185V207H184ZM197 208H198V207H197ZM205 208L208 209V208H207V205H206ZM205 208H202V209L205 211V210H206ZM210 208H209V210H210ZM227 208H228V207H227ZM232 208L234 209V207H232ZM247 208H246V210H247ZM61 209H62V208H61ZM121 209H122V208H121ZM128 209H129V208H128ZM195 209H196V208H195ZM199 209H200V208H199ZM202 209H200V210L203 211ZM217 209H218V208H217ZM233 209H232V210H233ZM240 209H243V207H242V208H241V207L238 208V210H240ZM20 210H21V209H20ZM22 210H23L22 214H24V210H25V209L23 208ZM45 210H46V209H45ZM49 210H50V208H49ZM53 210H54V209H53ZM63 210H64V209H63ZM213 210L216 212V209H213ZM213 210H212V212H213ZM232 210H231V211H232ZM238 210H235V213H237L236 211H238ZM250 210H251V209H250ZM254 210H255V209H253V211H254ZM12 211H13V210H12ZM12 211H11V212H12ZM18 211H19V210H18ZM55 211L57 212V210H55ZM105 211H106V209H105ZM191 211H192L193 213H194V212L197 213L196 211H199V210L196 209V211H194V209H192ZM201 211H199V212H201ZM204 211H203V212H204ZM206 211H207V210H206ZM206 211H205V212H206ZM219 211L221 212L222 210H219ZM224 211H226L225 213H227V212H228V209H227V210H224ZM241 211H242V210H241ZM244 211H245V210H244ZM253 211L251 210V212H253ZM19 212H20V211H19ZM59 212H60V211H59ZM62 212H63V211H62ZM189 212H190V210H189ZM217 212H218V211H217ZM217 212H216V213H217ZM220 212H218V214H219ZM246 212H247V211H246ZM248 212H249V211H248ZM254 212H255V211H254ZM12 213H13V212H12ZM26 213H27V211H25V214H26ZM50 213H51V212H50ZM114 213H115V212H114ZM195 213H194V214H191L192 219H193V216H192V215H195ZM201 213H202V212H201ZM206 213H207V212H206ZM208 213H211V212L208 211ZM213 213H214V212H213ZM223 213H224V212H223ZM232 213H233V212H232ZM235 213H234V215H235ZM243 213H244V212H243ZM255 213H256V212H255ZM255 213H254V214H255ZM260 213H261V212H260ZM260 213L257 212V214H259V215H260ZM25 214H24V215H25ZM60 214H62V213H60ZM63 214H64V213H63ZM101 214H102V213H101ZM202 214H203V213H202ZM220 214H221V213H220ZM237 214H238V213H237ZM244 214H246V213H244ZM247 214H249V213H247ZM247 214H246L247 217H246L245 215H244V217L248 218V215H247ZM250 214H251V213H250ZM252 214H253V213H252ZM261 214H262V213H261ZM11 215L13 216V214H10V215H8V216H11ZM24 215H23V216H24ZM53 215H54V214H53ZM189 215H190V214H189ZM200 215H201V214H200ZM205 215H206V214H205ZM209 215H210V214H209ZM209 215H207V216H205V217H209ZM213 215H214V216H218L217 214H213ZM225 215H226V214H225ZM225 215H223V216H225ZM227 215H228V214H227ZM227 215H226V217H228ZM230 215H231V216L228 217L229 220H230V218H231V219H234V220L236 219V221H238V222L241 221V220H244L243 217H242V219H241V216H240V220H238L239 218H238V219L236 218L239 214H238V215H235L236 217H233L234 215H232V214H230ZM17 216H20V215L17 214ZM23 216H22V217H23ZM27 216H28V215H27ZM105 216H106V215H105ZM196 216H197V215H196ZM202 216H203V215H202ZM202 216H201V217H202ZM250 216H251V218L253 217V215H250ZM255 216H257V215H255ZM261 216H262V215H261ZM14 217H16V216H14ZM25 217H26V216H25ZM194 217H195V216H194ZM203 217H204V216H203ZM210 217L214 218L212 215H211ZM12 218H13V217H12ZM16 218H19V220H20V219H21V216H20V217H16ZM26 218H27V217H26ZM26 218H25V219H26ZM31 218H32V217H31ZM116 218H117V217H116ZM116 218H115V219H116ZM197 218L200 219L199 214H198V217H197ZM246 218H245V219H246ZM251 218H249V221L251 220V221H250L251 223H249V229L251 228V225H250V224H252V221L255 220L254 218H253V220H252ZM256 218H257V217H256ZM258 218H260V216H258ZM4 219H5V218H4ZM23 219H24V218H23ZM34 219H35V218H32L33 221H34ZM115 219H114V220H115ZM184 219H185V218H184ZM188 219H189V218H188ZM198 219H197L196 222L199 221ZM214 219H215V218H214ZM214 219H212V220H214ZM216 219H217V218H216ZM220 219H222V218H220ZM220 219H217V220L219 221L218 223H215V222H214L215 220L213 221V222L215 223V226H214V223H213L212 225H213L215 228H216L217 224L219 225L220 221L222 222V221L224 220V219H223V220H220ZM260 219H261V218H260ZM262 219H263V217H262ZM262 219H261V220H262ZM13 220H14V218H13ZM26 220H27V219H26ZM26 220H25V221H26ZM29 220H30V219H29ZM193 220H195V219H193ZM200 220H201V219H200ZM204 220H205V219L203 218V222H202V220H201L199 223L201 224V222H202V224H204ZM229 220H227V219L225 220V223H226L227 225H228V222H230ZM246 220H247V219H246ZM246 220H245V221H246ZM261 220H259V221H261ZM14 221H15V220H14ZM20 221H21V220H20ZM33 221H31V224L34 223ZM119 221H120V220H119ZM187 221H188V220H187ZM226 221H228V222H226ZM249 221H248V222H249ZM102 222H103V221H102ZM191 222H192V220H191ZM196 222H195V224H199V223H196ZM208 222H209V221H207L206 223H208ZM233 222H234V221H233ZM233 222H230V223H229L230 226H231V223H232V225H233ZM238 222H237V224L240 225V226L243 224L242 227H243V226L246 227V225H247V224L244 225L247 221H246L245 223H244V221H242V224H239ZM261 222L263 223V221H261ZM261 222H260V223H261ZM20 223H22V221H21ZM23 223H24V222H23ZM75 223H76V222H75ZM240 223H241V222H240ZM256 223H257V222H256ZM256 223H254V224L256 225ZM14 224L16 225V223H14ZM31 224H30V225H31ZM190 224H191V223H190ZM192 224H193V223H192ZM200 224H199V225H200ZM202 224H201V225H202ZM210 224H211V223H210ZM226 224H224V221H223V226L226 225ZM234 224H235V223H234ZM254 224H253V225H254ZM257 224L260 225L259 223H257ZM263 224H264V223H263ZM0 225H1V224H0ZM34 225H35V224H34ZM193 225H194V224H193ZM204 225L209 226V224H204ZM227 225H226V226H227ZM255 225H254V227H256ZM261 225H262V224H261ZM24 226H25V225H24ZM36 226H38V223H37V225H35V227H36ZM187 226H188V225H187ZM197 226H198V225H197ZM213 226H212V227H213ZM219 226H220V225H219ZM223 226H222V227H223ZM226 226H224L223 228L226 229ZM233 226H234V225H233ZM233 226H231V227H233ZM263 226H264V225H262V227H263ZM11 227H12V226H11ZM200 227H201V226H200ZM204 227H205V226H204ZM212 227H211V228H212ZM214 227H213L212 229H213L214 232H215L216 230L214 229ZM217 227H218V226H217ZM227 227H228L227 230L229 231V226H227ZM231 227H230V231H231V229H233V228L235 229L236 224H235V227H233V228H231ZM237 227L239 228V226H237ZM237 227H236V229H237ZM242 227H241V228H242ZM244 227H243V228H244ZM247 227H248V226H247ZM0 228H1V227H0ZM28 228H30V227H28ZM28 228H27V229H28ZM31 228H32V227H31ZM37 228H38V227H37ZM205 228H206V227H205ZM209 228H210V227H207V229H209ZM211 228L209 229L210 231H211ZM219 228H220V227H218V229H219ZM223 228H221V230H222ZM241 228H239V229L241 230ZM243 228H242V230H243ZM32 229H33V228H32ZM35 229H36V228H35ZM191 229H192V228H191ZM195 229H197L196 226L194 227V231H195ZM199 229H200V228H199ZM202 229H204V228H202ZM218 229H217V230H218ZM234 229H233V230H234ZM245 229H246V228H244V230H245ZM0 230H1V229H0ZM10 230H11V229H10ZM10 230H9V231H10ZM14 230H16V229H14ZM14 230H13V232H15ZM17 230H18V229H17ZM30 230H31V229H30ZM76 230H78V229H76ZM197 230H198V229H197ZM213 230H212V231H213ZM240 230H238V231H240ZM244 230H243V231H244ZM252 230H253V228H252ZM252 230H251V232H252ZM258 230H259V227H258ZM263 230H264V228H263ZM3 231H4V230H3ZM33 231H34V230H33ZM33 231H31V232H33ZM194 231H193V232H194ZM201 231H202V230H201ZM204 231H206V230H204ZM210 231H209V233H211ZM219 231H220V229H219ZM248 231H249V230H248ZM254 231H255V229H254ZM17 232H18V231H16V236H17ZM27 232H28V231H26L25 233H27ZM207 232H208V231H207ZM231 232H232V231H231ZM233 232L236 233L237 230H236V232H235V231H233ZM245 232H247V230H245L244 233L241 231L242 234H245ZM249 232H250V231H249ZM257 232H258V231H257ZM259 232H260V230H259ZM261 232H263V231H261ZM0 233H1V232H0ZM11 233H12V230H11ZM37 233H38V232H37ZM196 233H197V232H196ZM198 233H199V232H198ZM200 233H201V232H200ZM219 233L221 234V231H220ZM226 233H227V235H228V233H230V232H226ZM234 233H233V234L231 233V234L234 235ZM237 233H238V232H237ZM254 233H255L256 236L258 235L256 232H254ZM254 233H253V235H254ZM3 234H6V233H3ZM35 234H36V233H35ZM193 234H194V233H193ZM203 234L205 235V238H206L207 236H208V238H209V235H208L207 233L205 234V233L203 232ZM211 234H212V233H211ZM213 234H214V233H213ZM213 234H212V236H211V235H210V236L213 237ZM220 234H218V232H217L216 235H220ZM223 234H224V237H225V236H226L225 232H224ZM223 234H222V237L220 236V238L225 239L226 237L224 238V237H223ZM239 234H240V233H239ZM247 234H248V232H247ZM247 234H246V235H247ZM250 234H251V233H250ZM250 234H249V236H252V235H250ZM260 234H261V233H259V235H260ZM7 235H8V234H7ZM7 235H6V236H7ZM19 235H20V234H19ZM25 235H26V234H25ZM30 235L32 236L31 233H30ZM85 235H86V234H85ZM229 235H230V234H229ZM232 235H231V236H232ZM255 235L252 236V237H253V240H252V238H250V239L253 241V243L251 242L252 244H251L250 241H249V240H250V239H249V236H248V238H247V237H246V238L249 239V240H248V241H249L248 243L251 244L252 249H253V244H254V245H256V250H257V249H258V248H257V244H258V243H256V241L254 240V237H256ZM4 236H5V235H4ZM10 236H11V235H10ZM20 236H21V235H20ZM20 236H18V237L21 238ZM33 236H35V235H33ZM77 236H78V242H83V241H79L80 236H79V235H77ZM185 236H186V235H185ZM231 236H229V237H231ZM237 236H240V235H237ZM237 236H236V237H237ZM263 236H264V234H263ZM18 237H17V238H18ZM22 237H23V236H22ZM195 237H196V236H195ZM211 237H210V238H211ZM217 237H218V236H217ZM232 237H234V236H232ZM232 237H231V238H232ZM243 237H244V236H243ZM243 237H240V241L242 240L241 238H243ZM258 237H259L260 239L263 240V238H261V235L258 236ZM11 238H12V237H11ZM25 238H26V237H25ZM27 238H28V237H27ZM27 238H26V240H27ZM35 238H36V237H34V240H35ZM38 238H39V237H38ZM197 238H198V237H197ZM214 238H215V237H214ZM220 238H219V239H220ZM231 238H230V239H231ZM237 238H238V237H237ZM246 238H244V239L246 240ZM0 239H1V237H0ZM5 239H7V237H5ZM5 239H4V241H5ZM9 239H10V237H9ZM14 239H15V238H14ZM29 239H30V238H29ZM183 239H185V238H183ZM198 239H199V238H198ZM219 239H218L217 241H219ZM227 239H228V238H227ZM230 239H228L227 241H230ZM234 239H236V238H234ZM234 239H233L232 242H234V243H233V246L236 247V244H238L239 241H238V243L235 244V241H236V240H234ZM2 240H3V238H2ZM2 240L0 241V264H21V263H24V262H29V263H31V264H45V263H44L45 258H46V257H45V254H44L45 252L42 251V250L36 251V250L33 249V248H32V251H31L30 253L28 252L29 254L27 253L28 255L26 256V259L22 256V254H21L22 257H20V255H19L18 253H15L16 256H17V254L19 255V256L16 257V261L13 262V258L9 260L10 255H11V256L14 255V254H13V252H14V251H13V248H14V247H13L12 250H11L8 246H9V244H11L10 247L13 246L12 244H14V243H13L14 240L12 239L13 241L10 243V241H11V239H10L9 244L7 243V241H5L6 244H4V241H2ZM18 240H19V239H18ZM23 240H24V238H23ZM23 240L21 241V239H20V242H21V243H22V242H25V241H23ZM73 240H74V239H73ZM189 240H190V239H189ZM189 240H187V238H186V241H189ZM206 240H207V241H206ZM221 240H222V239H221ZM256 240H257V238H256ZM27 241H28V240H27ZM32 241H33V240H32ZM37 241H38V240H37ZM39 241H40V240H39ZM76 241H77V239H76ZM182 241H183V240H182ZM190 241H191V240H190ZM203 241H204V239H203ZM205 241H206V242H205L206 245L209 244V243H207V242H208V239H205ZM209 241L211 242V239H209ZM223 241H224V240H223ZM243 241H244V240H242V242H243ZM254 241H255L256 244L254 243ZM257 241H258V240H257ZM259 241H260V240H259ZM259 241H258V242H259ZM15 242H16V240H15ZM184 242H185V241H184ZM198 242H199V241H198ZM198 242H197V243H198ZM212 242H213V241H212ZM215 242H216V239H215ZM221 242H222V241H221ZM242 242H241V244L239 243L240 246L242 245ZM244 242H245V241H244ZM244 242H243V243H244ZM18 243H19V242H18ZM21 243H20V244H21ZM75 243H76V242H75ZM185 243H186V242H185ZM187 243H188V242H187ZM187 243H186V244H187ZM216 243L219 244L220 241H219V242H216ZM224 243H226V240H225ZM224 243H220V244L222 245V244H224ZM228 243H229V242H228ZM245 243H246V242H245ZM259 243H260V242H259ZM263 243H264V241H262V243H260V244L264 245ZM7 244H8V245H7ZM15 244H16V243H15ZM22 244L24 245V243H22ZM28 244H29V242H28ZM28 244H27V245H28ZM47 244H48V243H46V246L49 245V244H48V245H47ZM80 244H81V243H79L78 245H80ZM200 244H201V243H200ZM213 244H214V243H212V244L210 245V247L208 246L209 249H211V247H212ZM229 244L231 245L232 243H229ZM234 244H235V245H234ZM27 245H25V246H27ZM41 245H42V244H41ZM52 245H53V244H52ZM54 245H55V243H54ZM62 245H63V244H62ZM76 245H77V244H76ZM180 245H182V244H180ZM195 245H196V243H195ZM201 245H202V244H201ZM214 245H215V244H214ZM214 245H213V246H214ZM221 245H219V246L216 245V246H218V247H222ZM225 245H226V244H225ZM227 245H228V244H227ZM247 245H249V244H247ZM247 245H246V246H247ZM262 245H259V249H261V251H263L262 248L264 249V246H262ZM14 246H15V245H14ZM17 246H18V245H17ZM32 246H33V245H32ZM44 246H45V245H44ZM55 246H56V245H55ZM59 246H60V245H59ZM64 246H65V245H64ZM64 246H61V247H64ZM81 246H82V245H81ZM81 246H80V248H82ZM182 246H183V245H182ZM185 246H186V245H185ZM189 246H190V244H189ZM192 246H193V242H192ZM203 246H204V245H203ZM223 246H224V245H223ZM237 246L240 247L239 245H237ZM244 246H245V245H244ZM251 246H250V247H251ZM260 246H262V247H260ZM34 247H35V246H34ZM36 247H37V246H36ZM49 247H50V246H49ZM53 247H54V246H53ZM61 247H60V248H61ZM68 247H69V246H68ZM77 247L79 248V246H77ZM178 247H180V246H178ZM193 247H194V246H193ZM199 247H200V245H199ZM208 247H207V249H208ZM226 247H227V246H225L224 248H226ZM229 247H232V245L229 246ZM229 247H228V252H230V250H231V251H232L231 254H232V256H233V258H230L231 256H229V258H230V259H233V261H234V255L236 256V252H235V251H236L237 248H236V249L234 248V249H235V251H234V250H232V249L229 250ZM64 248H65V247H64ZM66 248H67V246H66ZM66 248H65V250H66ZM69 248H70V247H69ZM181 248H182V247L178 248V249L180 250V252L183 251L184 249H186V248H184V246H183L184 249L182 248V250H181ZM194 248H195V247H194ZM197 248H198V247H197ZM212 248L215 249V247H212ZM224 248L222 247L223 250H225ZM232 248H233V247H232ZM241 248H242V247H241ZM241 248H240V249H241ZM248 248H249V246H248ZM248 248H244V249H247V250H248ZM15 249H16V248H15ZM46 249H47V248H46ZM54 249H55V247H54ZM56 249H57V248H56ZM62 249H63V248H62ZM188 249H189V247H188ZM190 249H191V248H190ZM205 249H206V247H205ZM219 249H220V248H218V250H219ZM240 249H239V251H238V249H237V251H238V252H243V251H240ZM250 249H251V248H250ZM252 249H251V250H252ZM259 249H258V250H259ZM19 250H20V249H19ZM59 250H61V249H59ZM63 250H64V249H63ZM65 250L63 251L64 253L66 252ZM191 250H192V249H191ZM198 250H199V249H198ZM202 250H203V249H202ZM202 250L200 249L199 251L202 252ZM211 250H212V249H211ZM211 250H210V251H211ZM241 250H242V249H241ZM251 250H250V251H251ZM254 250H255V248H254ZM256 250H255V251H256ZM12 251H13V252H12ZM68 251H69V249L67 250V252H68ZM71 251H72V250H71ZM174 251H175V249H174ZM177 251H178V250H177ZM196 251H197V250H196ZM219 251L222 252L221 249H220ZM250 251H247V252L249 253V255H251V254H252V255H253V254L255 255V253L258 252V251H256L255 253H254V252H253V253H250ZM252 251H253V250H252ZM15 252H16V250H15ZM17 252H19V251L17 250ZM46 252H47V250H46ZM49 252H50V253L47 252V254H49V256H51L50 254H51V253L53 254L54 250H53V252H52V251H50V249H49ZM55 252H56V251H55ZM57 252H59V251L57 250ZM180 252H179V253L177 252V253L180 254ZM183 252L185 253L186 251H183ZM183 252H181V253L184 254ZM201 252H200V253H201ZM203 252H204V251H203ZM206 252H207V251H206ZM206 252H205V253H206ZM213 252H214V251H213ZM217 252H218V251H217ZM224 252H227V251H224ZM228 252H227V253H228ZM64 253L61 254L62 257H61V255H60L61 258H59V259H61V261L63 260V261L65 262V260L67 261L68 257L71 256V255L68 256V255H66L67 253H66V254H64ZM71 253H72V256H74V258H75L76 255L73 254L74 252L72 251ZM190 253H191V252H190ZM190 253H189V254H190ZM194 253H195V251H194ZM198 253H199V252H198ZM215 253H216V252H215ZM248 253H246V254L248 255ZM258 253H259V252H258ZM56 254H57V253H56ZM56 254H55V255H56ZM172 254H173V253H172ZM175 254H176V251H175ZM178 254H177V255H178ZM202 254H203V253H202ZM207 254H210V253H207ZM220 254H223V253H220ZM231 254H229V255H231ZM239 254H240V253H239ZM243 254L245 255V252H243ZM55 255L53 254V257H54V258L58 257L59 254H57L56 256H55ZM177 255H175V256H176V257H175L176 259L174 258V259L176 260V262H175L174 264H184L185 261H186V264H187V262H189V261L185 260V259H187V258L182 257L181 254H180V255H181L180 257H179V255H178V257H177ZM185 255H187V254H185ZM185 255H183V256H185ZM190 255H191V254H190ZM196 255H197V254H196ZM224 255H225V257H226V254H223V257H224ZM247 255H245V256H241V258H242V257L245 258ZM256 255H257V260H259V259H258L259 255H258L257 253H256ZM256 255H255V258H254V259H256ZM260 255H261V254H260ZM49 256H48V257H49ZM197 256H198V255H197ZM204 256H205V255H204ZM237 256H238V255H237ZM262 256H263V257H261V256H260V257H261V258H264V253H262ZM82 257H83V256H82ZM206 257H207V256H206ZM208 257H209V256H208ZM214 257H215V256H214ZM216 257H217V256H216ZM220 257H221V256H220ZM250 257H252V256H248V257H246V260H245V259H243V260L240 259V260L242 261V264L244 263L243 261H246V263H248V264L252 263V262H250ZM253 257H254V256H253ZM253 257H252L251 259H253ZM10 258H11V257H10ZM91 258H92V257H91ZM177 258H178V259H177ZM184 258H185V259H184ZM204 258H205V257H204ZM204 258H203V259H204ZM209 258H211V257H209ZM221 258H222V257H221ZM221 258H220V260L223 259V258H222V259H221ZM226 258H228V257H226ZM229 258H228V259H229ZM236 258H237V257H236ZM238 258H240V255H239ZM261 258H260V260H262ZM194 259H196V257H195V258L193 257V259H192L191 261L194 262ZM218 259H219V258H218ZM224 259H225V258H224ZM224 259H223V260H224ZM228 259H226V260H228ZM14 260H15V258H14ZM53 260H54V259H53ZM209 260H210V259H209ZM223 260H222V261H223ZM257 260H254L253 262H255V261H257ZM263 260H264V259H263ZM10 261H11V262H10ZM57 261H58V260H57ZM71 261H72V260H71ZM222 261H221V262H222ZM229 261H230V260H229ZM231 261H232V260H231ZM233 261L230 262V263L234 264L235 262L233 263ZM237 261H238V260H237ZM241 261H240V262H241ZM197 262H198V261H197ZM202 262H203V261H202ZM212 262H213V260H212ZM218 262H220V261H217V263H218ZM224 262H225V260H224ZM260 262L263 263V261H260ZM60 263L62 264L63 262H60ZM66 263H67V262H66ZM194 263H196V261H195ZM204 263H205V264H209L210 262L208 261V259H207V261H206V258H205V259H204ZM204 263H202V264H204ZM230 263H228V264H230ZM238 263H239V261H238ZM246 263H245V264H246ZM255 263H256V262H255ZM257 263L259 264V262H257ZM262 263H261V264H262ZM64 264H65V263H64ZM188 264H189V263H188ZM190 264H191V263H190ZM197 264H198V263H197ZM212 264H213V263H212ZM218 264H219V263H218ZM220 264H223V263H220ZM236 264H237V263H236ZM239 264H241V263H239ZM252 264H253V263H252ZM263 264H264V263H263Z\"/></svg>", "mask_w": 264, "mask_h": 264}, {"label": "crops", "instance_id": "obj_3", "mask_svg": "<svg viewBox=\"0 0 264 264\" xmlns=\"http://www.w3.org/2000/svg\"><path fill=\"white\" fill-rule=\"evenodd\" d=\"M235 3V1L234 3L232 2L231 5H229L230 7L228 8L234 10L235 13L247 11L248 14H251V16H248V20L251 24L245 29L246 38L256 44L264 45V8L250 9L247 7H240L239 9H237L233 7ZM208 27L209 24L203 21H200L198 25H196V28H199L200 30H202V28L206 29Z\"/></svg>", "mask_w": 264, "mask_h": 264}]
</instances>
